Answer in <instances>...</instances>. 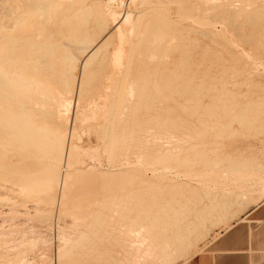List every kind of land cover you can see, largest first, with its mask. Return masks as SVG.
I'll return each instance as SVG.
<instances>
[{
	"label": "rangeland",
	"instance_id": "obj_1",
	"mask_svg": "<svg viewBox=\"0 0 264 264\" xmlns=\"http://www.w3.org/2000/svg\"><path fill=\"white\" fill-rule=\"evenodd\" d=\"M71 3H70V2ZM62 0V1H59V3H58V7H55L54 9H58L59 11L60 10H62V9H66V8H70V7H72V8H74V7H76V6H78V4L79 3H82L83 4V6L82 5H79V6H82V7H84L86 10H90V16L88 17V19H87V29H88V31H89V33H88V35H92L91 36V40H93L92 42H94L95 44H99V43H101V42H103V39H104V42L106 41L107 42V49H105L104 48V50L102 51V53H101V55H100V57H99V59L98 58H96V60L95 59H93V61L91 62V65L89 64L88 66H87V69L86 68H84V65H82L84 62H85V58H86V56H85V58H84V56H82L81 58H80V60H79V65H78V63H77V70L75 69V71L73 70V72H72V74L70 75V78H71V80L73 79V80H75V81H73L74 82V84L72 83L71 85H70V87H71V91H73L72 93V95L70 94V96H72V98L70 97L69 98V100L66 102V103H62V107L60 108V115H59V117L58 118H56L55 116V114L54 115H50V116H48L47 118H46V124L45 125H47V126H52V125H54V124H59V126H60V128H61V130H65V131H68V136H67V139H66V145H67V147L69 146V144L68 143H71V144H75V145H77V147H80V148H77V149H79V150H77L78 151V154L79 155H81V157L78 155V158H76L74 161H72V163L71 164H65V162L67 161V159H66V157L67 156H65V158H64V162L61 164V166H60V171H59V176L61 177V183H62V181L64 180V177L66 176L65 174H67L66 173V171L68 172L69 171V173H71L72 172V170L73 171H75V172H72L73 173V177L75 176V173H81V174H85V178H87L85 181V183H88L87 184V186L89 185V184H93V185H91V187H93V188H95L96 189V187H94L95 185L97 186V187H101L100 189H97V192H95L94 190H92L93 188H91L90 186H89V188H87L85 191H87L88 189L90 190H88V193L87 192H83L82 193V191H84V190H80V184H81V182H78L77 181V179H75L74 180V178H73V180H74V182H72L71 181V183H75V181L76 182H78V185L75 183V185L73 186L71 183H69L70 182V180L69 181H67L66 183H69V186H70V184L72 185V187L70 186H68V184L64 187L63 186V183H62V185L60 184L58 187H57V191H56V195H55V202L52 204V203H47L46 201H43V200H41V202L39 203V205L40 204H42L40 207L41 208H45V211H30V212H28L27 211V214L24 212V211H22V212H24L25 214H23L24 216H21L22 214H20L21 213V211H17V213H15L16 211H10L9 210V208H7V207H9L10 205H9V203L6 201V200H3L5 203H6V205H5V203L4 202H2V199H4V197H6L5 196V194H7V193H11V191L9 190V187L7 188V190H5L4 192L2 191V192H0V196H3V197H1V202L2 203H4V205L1 203V206L3 205V206H6V207H3L2 206V208H1V206H0V208L2 209H0V217L1 216H3V217H1V219H0V221H2V227L4 228V229H2L1 227H0V243L2 244V246H0V264H18V262H19V264H131L133 261H131V260H127L126 259V257H125V255L127 256V258H129L131 255L129 254V253H126V252H130L129 250L131 249L132 250V248H129V247H131V246H129V244H130V242H131V244H134V247H136L137 246V243H134L136 240H137V238H139L138 237V235H137V231L139 230V229H137V228H141V226H143V225H145L146 227H148L149 229H151L150 231H158L159 233H167L168 232V234H170V235H172V236H174V237H176V235H182V236H189L190 238H191V242L187 245V247H186V250H184L182 253H183V256H185L186 258L187 257H191L192 255H194V254H196V253H198V252H200V251H202V245H203V242L204 241H207L209 238H213V239H216L218 236H219V234L218 233H216L217 231H216V229L217 228H224V227H228L227 225H230L231 224V222L234 220V218H235V216L236 215H239L240 213H242L245 209H246V207L248 206V204H249V202H250V200H251V198L252 197H254V199L256 198V197H260L261 196V194H262V191H263V189H264V149L262 148L263 147V145H264V0H207V1H205V0H190V2L188 1V0H186L184 3L183 2H181L182 0H175L176 2H177V4L179 3V4H181V3H183L182 5H178V6H182V8L181 7H179V10H181L180 11V14L179 13H177V11L175 12L174 10H177L178 9V7H177V5H176V2H174V0H169L170 1V3H172V4H169V2H168V4L166 5V1H168V0H156V1H158L160 4L161 3H163V1L165 2L164 4H161V6H162V8H163V6H164V8L167 10V11H165V9H164V11H163V9L162 8H160L161 6H160V4L158 3L157 4V2H155L156 4H154L153 2L155 1V0H148V1H150V3H148L149 4V6L151 5V2H152V7L150 6H147L146 4H143V2H146V1H143L142 2V4L143 5H139V4H141V2H139L140 0H129L130 1V4L129 5H131V6H128L127 4L129 3V1L128 0H115V1H113V0H111L110 2H106V1H109V0H85V3L86 4H84V0ZM87 1H88V3H87ZM134 1V2H133ZM139 2V3H136V2ZM142 1V0H141ZM162 1V2H161ZM180 1V2H179ZM184 1V0H183ZM205 1V2H204ZM61 2V3H60ZM69 2V3H68ZM76 2V4H74ZM91 4H90V3ZM97 4H96V3ZM121 2V3H120ZM128 2V3H127ZM133 2V4H135V5H133V4H131ZM66 3H68V4H66ZM92 3H93V5H92ZM105 3H107V4H105ZM190 3V5H188ZM0 4H2V1L0 0ZM59 4H61V5H59ZM110 4V5H109ZM122 4V5H121ZM174 4V5H173ZM75 5V6H74ZM87 5V6H86ZM88 5H91L90 7H88ZM97 5V6H96ZM119 5H121V6H119ZM136 6L137 7V5H139L137 8H135V7H133V6ZM158 5V6H157ZM172 5V6H171ZM186 7H185V6ZM199 5V6H198ZM94 6H96V8L98 9L97 11H98V13H97V11H95V9L96 8H94ZM100 6V7H99ZM102 6V7H101ZM109 6V7H108ZM140 6H142V7H140ZM145 6V7H144ZM153 6H157L158 8H160V9H162V15H160L161 14V11H160V9H158L157 7L153 10V11H151L152 9L151 8H153ZM165 6H170L169 8L168 7H165ZM176 6V7H175ZM188 6V7H187ZM88 9H87V8ZM112 7V8H111ZM147 7V8H146ZM173 7H175V8H173ZM183 7H185V8H187V9H184ZM215 7V8H214ZM217 7V8H216ZM109 8H111V9H109ZM129 8H132V9H129ZM143 8V9H142ZM172 8V9H171ZM188 8H189V11H188ZM200 8V9H199ZM201 8H202V10H201ZM104 9V10H103ZM134 9V10H133ZM135 9H138V10H135ZM142 9V11H140ZM145 9H149V11H147L148 13H150V14H147V12H146V10ZM158 9V10H157ZM174 9V10H173ZM182 9H183V12H182ZM204 9H205V11H204ZM209 11H208V10ZM212 9V10H211ZM58 10H56L57 12H58ZM93 10V11H92ZM100 10V11H99ZM103 10V11H102ZM109 10V11H108ZM112 10L114 11V12H112ZM129 10V11H128ZM170 11V13L168 14V12ZM191 10V11H190ZM251 10V11H250ZM1 11V10H0ZM95 11V12H94ZM102 11V12H101ZM105 11V12H104ZM107 11V12H106ZM123 12V13H121V17L120 18H118V15H119V13L120 12ZM131 14V13H133L134 11H136V12H134V15H132L133 16V18L132 19H134V20H136L137 19V21H139V23H137V25H139L138 27H139V32H141V30H143L144 31V29L143 28H145V26H147L145 23L146 22H148V20H146V19H151L152 18V21H154V16H156V13L154 14L153 12L154 11H158L157 12V16H156V18H155V21L154 22H152V23H154L153 25L151 24V22L150 23H147L148 25L150 24V26H153L154 28H150V29H155V28H157L158 26H161L160 24L163 22V26H167V25H169L170 23L172 24V26H171V24L169 25V27L167 26V28L169 29H166V27L164 28L163 27V29H164V31L166 32H168L169 31V33L170 32H172V29H173V32L172 33H174V32H176L177 34L175 35V34H171L170 33V35H171V37L172 36H176V38H175V41H174V39L173 40H171V43H168L167 42V40L165 41V43H163V44H161V46L163 45H168L169 44V46H167L168 47V52H166L165 54H167L168 53V55L170 56V57H167V59L169 60H165V63H166V66H164L165 65V63L163 62L164 60H162V57H161V55L160 54H163V51L165 52L166 51V49H167V47L164 49V47H161L160 45H159V47H161V50L159 51L158 50V55H156L157 54V49H160L159 47H155L154 46V48H153V50H155V53H154V56L156 55V56H158L157 57V60H159V61H157L155 58L154 59H150L151 60V62L152 61H154L155 62V60H156V62H160V64L157 66V63H154V62H152L151 63V65H153V66H151V65H149L148 67H149V71H150V75H146V73L147 74H149V71H147V69H148V67H145L146 66V61H147V63H149V61H148V58L147 57H149V58H151L150 56H152V58L154 57L152 54L153 53H151V51L153 52V50H152V48L150 47V48H148V46H150V44L148 43V46H146V45H144L143 47H145V50H143V55L145 54H147L145 57L143 56V59H142V63L143 64H141L142 66L141 67H143V68H141L140 67V75H141V73L143 74V72H145L144 74L146 75H144L145 77H147V78H145L144 77V79H142V84H143V87L141 86L140 88L142 89V88H146V89H142V91H144V92H141V94L140 95H142L141 96V98H139L138 99V97L137 98H135V99H133L134 101L136 100V102H134V101H132L131 102V100H130V98H129V96H127V93H128V91H127V89H124V88H127V84H125V86H124V88H122V91H123V89H124V95H126L127 97H124V99H121L120 101L118 100V101H115V102H118V103H114L113 101H107L108 99L106 98L107 96H105L106 95V93H113V91H111V90H109L108 89V91H107V89L105 88L104 90H106L107 92L106 93H104L105 91L103 90V86H105L104 84H103V86L101 85L104 81L101 79V76L103 75V72H104V70H103V68H104V65L102 64V61L100 60L101 59V56L102 55H104V53H106V50H110V48H113V47H111V46H113V43L117 40V37H116V39H113V38H115V37H113V36H115V35H112V39H111V33L110 32H113L112 34H115L114 32H115V28H116V23L117 22H121V20H122V18L123 17H126V14L128 13V12ZM131 11H133V12H131ZM138 11V12H137ZM151 11V12H150ZM186 11V12H185ZM207 11V13H206V15H205V12ZM211 11V12H210ZM213 11V12H212ZM246 11H248L246 14H249V16L247 15V17H246V14H245V12ZM253 11V13L251 14V12ZM93 12H94V16H95V18L97 19H94V16H93ZM104 12V13H103ZM112 12V15L114 16V14L115 15H117V19H115L116 18V16H114L113 17V20H111V21H116L117 20V22H115V24H114V22H112L111 24H109L111 21H109L110 19H112V18H110V17H112L111 16V14L110 13ZM116 12V13H115ZM165 12V13H164ZM174 12V13H173ZM182 12V13H181ZM203 12V13H202ZM210 12V13H209ZM100 13H101V15H100ZM107 13V14H106ZM118 13V14H117ZM126 13V14H125ZM128 13V14H129ZM138 13L140 14V15H138ZM152 13V14H151ZM176 13H177V15L179 14L180 15V17L181 16H183V15H185L186 16V14L188 15L187 17V19L186 18H183V17H179L178 16V18H177V15H176ZM184 13H186V14H184ZM105 14V15H104ZM129 14V15H130ZM145 14H147V15H145ZM165 14V15H164ZM172 14V15H171ZM181 14H183V15H181ZM191 14V15H190ZM201 14V15H200ZM96 15H97V17H96ZM107 15L109 16V17H107ZM141 16L142 18H140V19H138V18H136V16ZM149 15L151 16V17H149ZM166 15H168V16H166ZM172 17V18H170V16ZM175 15V16H174ZM200 15V16H199ZM202 15H205V16H202ZM207 15H209V16H207ZM255 15V16H254ZM92 16V17H91ZM135 16V17H134ZM153 16V17H152ZM158 16H164V18L163 19H159L158 18ZM166 16V17H165ZM184 16V17H185ZM192 16V17H191ZM201 17V18H199V17ZM91 17V18H90ZM147 17V18H146ZM149 17V18H148ZM175 17V18H174ZM90 18V19H89ZM108 18H109V20H108ZM136 18V19H135ZM145 18V19H144ZM182 18L185 20H182ZM92 19H93V21H92ZM115 19V20H114ZM159 19V20H158ZM164 19H165V21L168 19H172L171 21L169 20H167V22H170L169 24H166L167 22H165L164 23ZM177 19H180V20H177ZM204 19V20H203ZM253 19V20H252ZM92 21L93 22V24L92 23H90V21ZM96 20V21H95ZM226 20H228V21H226ZM102 21V22H101ZM140 21H141V23H140ZM156 21H158V22H156ZM173 21V22H172ZM177 21H178V23L179 24H182V25H180L179 26V24L177 23ZM184 21V22H183ZM208 21H211L210 23H208ZM222 21H225L226 22V25H225V22L224 23H222ZM95 22V23H94ZM134 22H136V21H134ZM160 22V23H159ZM206 22V23H205ZM227 22H228V24H227ZM92 24V25H90V24ZM159 23V25H157L156 26V24H158ZM184 23H185V25H184ZM208 23V24H207ZM114 26H113V25ZM142 24H144V25H142ZM213 24V25H212ZM215 24V25H214ZM90 25V26H89ZM111 25H112V27H111ZM173 25H175L176 26V28L179 26V28L180 27H182V26H184L181 30L180 29H178V30H176L175 29V26H173ZM204 25V27L202 28V26ZM206 25V26H205ZM207 25H209V27L207 26ZM223 25V26H222ZM93 26V27H92ZM109 26V27H108ZM144 26V27H143ZM156 26V27H155ZM185 26L186 27H188L187 29H185ZM210 26H211V28H210ZM213 26H214V28H213ZM243 26V27H242ZM90 27H91V29H90ZM114 27V28H113ZM224 27V28H223ZM226 27V28H225ZM231 28V29H229V31H228V28ZM101 28H102V30H101ZM112 28L114 29L113 31H112ZM140 28H141V30H140ZM172 28V29H171ZM204 28H206L207 29V31H206V29H204ZM232 28L234 29V30H232ZM251 28V29H250ZM92 30V31H95L96 29V31L95 32H97V33H95V32H91L90 30ZM147 28H145V30H146ZM214 29V30H213ZM225 29V30H224ZM263 29V30H262ZM205 30V31H204ZM227 30V31H226ZM235 30H237V31H235ZM243 30V31H242ZM179 31V32H178ZM186 31H187V33H186ZM91 32V33H90ZM189 32V33H188ZM202 32H204V33H202ZM205 32H206V34H205ZM215 34H214V33ZM255 32V33H254ZM96 35H95V34ZM169 33H167V35H169ZM258 33V34H257ZM150 34V33H149ZM181 34H183L182 36H180ZM185 34V35H184ZM188 34V36L186 37V35ZM205 35V36H201V35ZM213 34V35H212ZM218 34H219V38L217 37L218 36ZM94 35H95V38H94ZM137 35H140V34H137ZM141 35H144V33H141ZM145 35H147V36H149L148 35V33L147 34H145ZM189 35H191V36H189ZM209 35V36H208ZM215 35V36H214ZM223 38H222V37ZM263 36V37H262ZM184 37H186V38H184ZM225 37V38H224ZM228 37V38H227ZM173 38V37H172ZM171 38V39H172ZM182 38H184V39H182ZM188 38H189V40H188ZM193 38V39H192ZM197 38V39H196ZM102 39V40H101ZM182 39V40H181ZM187 39V40H186ZM191 39H192V41H191ZM195 39V40H194ZM108 40H110V41H108ZM203 41L202 42V44H201V42H198V41ZM217 40H218V42H220L219 44H217ZM100 41V42H99ZM111 41L113 42V43H111ZM188 41H189V43H188ZM195 41H197V43H194ZM255 41V42H254ZM259 41V42H258ZM105 42V43H106ZM109 42L111 43V45L109 44ZM193 42V43H192ZM177 43V44H176ZM171 44V45H170ZM189 44V45H188ZM196 44H198L197 46H196ZM180 45V46H179ZM181 45H183V46H181ZM187 45V46H186ZM190 45H191V47H190ZM195 45V46H194ZM108 46H110V47H108ZM180 47V49H178L177 47ZM193 46V47H192ZM202 46H204V47H202ZM205 46H206V48H205ZM208 46H209V49H208ZM147 47V48H146ZM170 47V48H169ZM182 47V48H181ZM164 50H163V49ZM177 48L178 50H175V49ZM201 48H203V49H201ZM142 49H144V48H142ZM149 49H151V51H149ZM189 49V50H188ZM187 50L189 51V52H187ZM162 51V52H161ZM172 51V52H171ZM183 51H186L185 53L183 52ZM148 52H150L151 53V55L149 56L148 55ZM149 53V54H150ZM164 55V54H163ZM162 55V56H163ZM168 55H164V56H168ZM163 56V57H164ZM102 58H103V56H102ZM146 58V59H145ZM166 58V57H165ZM164 58V59H165ZM162 61H161V60ZM84 60V61H83ZM143 60H146V61H143ZM178 60H179V62H178ZM97 61H98V63H97ZM173 61V63L174 64H170L171 62ZM183 63H182V62ZM83 62V63H82ZM145 62V63H144ZM163 62V63H162ZM170 62V63H169ZM178 62V63H177ZM82 63V64H81ZM162 63V64H161ZM169 63V64H168ZM179 63L181 64V67H180V65H179ZM186 63V64H185ZM92 64H93V66H92ZM145 64V65H144ZM182 64H184V66L185 67H183L182 66ZM174 65H176V67L174 66ZM188 65V66H187ZM80 66V67H79ZM90 66V67H89ZM102 66H103V68H102ZM171 66V67H170ZM190 66L193 68V70L190 72V70L192 69H188V68H190ZM82 67H83V69H82ZM101 67V68H100ZM153 67H155V68H153ZM161 67V68H160ZM162 67H164L165 69H163ZM179 67V68H178ZM187 67V68H186ZM220 67V68H219ZM158 68V69H157ZM159 68H160V70H159ZM167 68H168V70H167ZM175 68H177V69H175ZM195 68V69H194ZM197 68V69H196ZM81 69H82V71H81ZM146 71H145V70ZM158 71H161V76H160V73H159V71L157 72L156 70ZM173 69V70H172ZM203 70V71H201V70ZM144 70V71H143ZM152 70V71H151ZM163 70H165V71H163ZM176 71L175 73H177L178 72V74L180 75V74H184V76H179V77H181V78H179L178 77V74H175L174 72H172V71ZM183 70H185L184 72H183ZM188 70V71H187ZM200 70V71H199ZM143 71V72H142ZM179 71H180V73H179ZM196 71H198V72H196ZM84 72H86V73H84ZM171 74H173L172 76L170 75V73ZM189 72V73H188ZM193 72H194V74H193ZM196 72V73H195ZM201 72V74L204 76V74H205V76L207 77L206 79L201 75V74H199ZM236 72H238V73H236ZM78 73V74H77ZM81 73H83V74H81ZM168 73H169V76H168ZM204 73V74H203ZM86 74H88V75H86ZM90 74V75H89ZM102 74V75H101ZM158 74V75H157ZM186 74H188V75H186ZM196 74H198V77H197V75ZM217 74V75H216ZM74 75V77H72ZM81 75H82V77H81ZM92 75V76H91ZM95 77H94V76ZM98 75V76H97ZM186 75V76H185ZM190 75V76H189ZM192 75V76H191ZM84 76V77H83ZM87 76V77H86ZM89 76H90V79H88L89 78ZM142 76V75H141ZM151 77V76H153V77H151V78H148V77ZM173 76L175 77L174 79H173ZM188 76V77H187ZM193 76H196V78L194 79H192L191 80V78L193 77ZM200 76V77H199ZM201 76H202V78H204L206 81H203V79L201 78ZM80 77H81V80L82 79H84L85 80V84H87V86H88V83H89V87H90V90H89V87L87 88V86L86 85H84V87H86V88H84L85 89V92L87 93V91H89V95H91V97L89 96L88 97V95L85 93V92H83L82 94L81 93H79V86H78V84L81 82V80H80ZM86 77V78H85ZM162 77L164 78V77H167V78H165V79H163V80H165L166 82H167V80H168V82L166 83L165 81H162L161 79H162ZM170 77V78H169ZM187 77V78H186ZM209 77V78H208ZM231 77V78H230ZM93 78H95V79H93ZM98 80H97V79ZM152 78H154V79H152ZM172 78V79H171ZM177 78V79H176ZM198 78V79H197ZM200 78V79H199ZM86 79H87V81H86ZM145 79L147 80V81H145ZM151 79V80H150ZM171 79V80H170ZM180 79V80H179ZM186 79L188 80V81H186ZM221 79V80H220ZM232 79V80H231ZM88 80H92L91 82V85H90V81H88ZM95 80H96V82H95ZM143 80H144V82H143ZM151 81V82H149V81ZM153 80V81H152ZM159 80H160V82H159ZM177 80V81H176ZM196 80H198V81H196ZM200 80V81H199ZM202 80V81H201ZM156 81V82H155ZM165 82V83H163L162 84V82ZM169 81H170V83H169ZM175 81H176V83H175ZM179 81V82H178ZM183 81H185V82H188V83H184ZM189 81H191V82H189ZM193 81V82H192ZM195 81V82H194ZM225 81V82H224ZM78 82V83H77ZM88 82V83H87ZM102 82V83H101ZM140 82V83H141ZM146 82H149V83H146ZM153 82L155 83V84H153ZM202 82V84H200ZM206 82V83H205ZM100 85H99V84ZM172 83V84H171ZM204 83V84H203ZM210 83V84H209ZM230 83H232V84H230ZM233 83H234V85L235 86H233ZM238 83V84H237ZM142 84H140V85H142ZM145 84V85H144ZM147 84V85H146ZM164 84H166V86L164 85ZM170 84V85H169ZM206 84V85H205ZM215 84V85H214ZM72 85H74V86H72ZM80 85V84H79ZM116 85V84H115ZM114 85V86H115ZM159 85V86H158ZM203 85V86H202ZM226 85V86H225ZM99 86H100V88H99ZM205 86V87H204ZM73 87V88H72ZM116 87V86H115ZM202 88H203V92H202ZM74 89H78L77 91L75 90L74 91ZM114 89V88H113ZM206 91H205V90ZM213 89V90H212ZM178 90H179V92H178ZM229 91V94H228V91ZM101 91V92H100ZM104 91V92H103ZM126 91H127V93H126ZM177 91V92H176ZM222 93H221V92ZM225 91H227V92H225ZM90 92H92L91 94H90ZM97 92V93H96ZM200 92V95L198 96L197 94ZM201 92L203 93V94H201ZM75 93V94H74ZM85 93V94H84ZM99 93V94H98ZM123 93V92H122ZM126 93V94H125ZM220 93H221V95H220ZM78 94H80V95H78ZM102 94V95H101ZM205 94L207 95V96H205ZM82 95H83V97L84 98H82ZM92 95H93V97H92ZM99 96L98 98H96L97 96ZM140 95H139V97H140ZM196 95V97L198 98H196V97H194ZM74 96V97H73ZM87 96V97H86ZM102 96H105V97H103V98H105V100H102L103 98H102ZM223 96V97H222ZM101 97V99H99ZM81 100H80V99ZM86 98V99H85ZM89 98H90V100L92 99V100H94L93 102L92 101H90L89 102ZM94 98V99H93ZM192 98H196V101L194 100V99H192ZM209 98V99H208ZM213 98V99H212ZM76 99V100H75ZM77 99H79L78 101H77ZM84 99H85V102H83L84 101ZM98 100V102H97V100ZM219 99H220V101H222V103L219 101ZM102 100V101H101ZM192 100H194L195 102H193ZM197 100H199V101H197ZM201 100V101H200ZM88 101V102H87ZM95 101L98 103H95ZM103 101H105L106 103L105 104H103ZM140 103H139V102ZM192 101V102H191ZM223 101H224V103H223ZM76 102H78V103H76ZM120 102L123 104V105H125L126 107H125V109L124 108H122V105L120 106ZM124 102V103H123ZM138 102V103H137ZM200 102V103H199ZM71 103V104H70ZM90 103H91V105H90ZM112 103H113V105H114V107H115V105L116 104H118V106L116 105V110H115V108L113 107V106H111L112 105ZM131 103V104H130ZM133 103H135V104H133ZM195 103H197V104H195ZM204 103H206V105L208 106L209 105V109H208V107L207 106H205V104ZM70 106V109L68 108L69 106ZM76 104H78L77 105V108H76ZM84 104V105H83ZM133 104V105H132ZM138 104V105H137ZM77 110L76 112L74 111V108H72V106ZM80 105V106H79ZM88 105H90V106H88ZM99 105V106H98ZM100 105H101V107H108L109 106V109L108 108H105V112L104 113H106L107 111H106V109H108V114L106 115V117L105 116H103V114L102 115H100V112L102 113L103 112V110H104V108H103V110H101L102 108L100 107ZM129 105V106H128ZM135 105V106H134ZM194 105V107H191V106H193ZM199 106V107H201V110H199L200 108H196L197 106ZM68 106V107H67ZM83 106V107H82ZM85 106H87V107H85ZM188 106H189V108H188ZM207 107V109H204L203 107ZM93 107L95 108L94 110H92L93 109ZM101 110H98V108ZM111 107H113L112 109H111ZM124 107V106H123ZM127 107H130V109H131V112H129V111H127L126 112V110L127 109H129V108H127ZM135 107V108H134ZM137 107V108H136ZM141 107V108H140ZM184 107V108H183ZM185 107H187L188 108V110L185 108ZM190 107L192 108V109H190ZM66 108H68V109H66ZM120 108L121 109H123V113H128V114H126L127 116L129 115L130 117H125V118H127V119H125V120H127L126 121V123H124V124H127V122H129L127 125H129L128 127H127V125H125V128L127 127L128 129H126L125 131H127L126 133H127V135L125 134V140L128 138V142L129 143H127V140L126 141H123V142H125V143H120L121 141H118L119 140V138H120V135H118V134H120V125H121V123H122V121L124 120H122L121 122L119 121L118 122V120H119V115H121L120 116V118H123L124 117V114H123V117H122V114H120V112H121V110H120ZM127 108V109H126ZM133 108V109H132ZM218 108V109H217ZM226 108V109H225ZM244 108V109H243ZM84 109H87V110H84ZM129 109V110H130ZM135 109H137L138 111H136V112H133V114H132V111L133 110H135ZM198 110V112H195L194 110ZM203 109V110H202ZM70 110V111H69ZM90 110L92 111V112H96V111H98V114L100 115H98V114H95V112H94V114H95V117H93V113H91L90 112ZM124 110H125V112H124ZM186 110V111H185ZM189 110H193L195 113H193L192 111L190 112ZM64 111V112H63ZM83 111V112H82ZM90 112V113H88V112ZM110 111H111V114H110ZM112 111H113V114H112ZM115 111V112H114ZM120 111V112H119ZM205 111V112H204ZM208 111H210L209 113H208ZM223 111V112H222ZM79 112V115L77 114ZM190 112V113H189ZM242 112V113H241ZM67 113H68V116H67ZM70 113V114H69ZM83 115H85V116H83ZM191 113H193L194 115L196 114L197 115V119L196 120H194L196 117L193 115L192 117H190L189 116V114H191ZM200 113V114H203L204 115V117H205V115H206V120H208V121H205L206 123H210V121H211V119H213L212 121L214 122V123H216V121H217V123H218V125H220L221 126V131H220V126H217V124H214V125H212V121H211V123H210V125L212 126V127H218V128H215V129H213L212 130V127L209 125H207L205 122H201V123H199L198 121H204L205 119H203V115H198V114ZM206 113V114H205ZM208 113V114H207ZM229 113V114H228ZM237 113V114H236ZM73 114V115H72ZM77 116V117H75V115ZM115 114V115H114ZM136 114V115H135ZM188 114V115H187ZM213 114V115H212ZM219 114H220V116H219ZM234 114H236L237 115V117L238 116H242L244 119H242V121H240L241 120V118L240 117H238V118H240V120L239 119H237V117H236V115L235 116H233L232 117V115H234ZM69 115H70V117H69ZM82 117H81V116ZM89 115H90V117H89ZM97 115V116H96ZM110 115H113V116H110ZM53 116V117H52ZM87 116V118H86V120L88 119V123L87 122H83V123H81V125H79L80 124V122L84 119V117H86ZM108 116H110V121H107V119L109 118ZM134 116V117H133ZM213 116V117H212ZM66 117H68V118H66ZM91 117H92V120H91ZM112 117H113V121H112ZM195 117V118H194ZM201 117H202V119L203 120H199V119H201ZM234 117H236V118H234ZM247 117H249V119L247 120L246 118ZM54 118V119H53ZM64 118V119H63ZM71 118V119H70ZM79 118H81L80 120H78ZM95 118V119H94ZM103 118V119H102ZM106 118V119H105ZM131 118V119H130ZM199 118V119H198ZM208 118V119H207ZM209 118H211V119H209ZM228 118V120H227V122L229 123V126H228V123L225 121L226 119ZM231 118H232V120H233V118H234V120L232 121L231 120ZM258 120H257V119ZM59 119V120H58ZM75 119V121H73ZM192 119V120H191ZM230 119V120H229ZM254 119V120H253ZM256 119V120H255ZM50 120H52L51 122H50ZM57 120V121H56ZM61 120V121H60ZM68 120V121H67ZM76 120H78V123H77V121ZM89 120H90V124H89ZM104 120V121H103ZM106 120V121H105ZM116 122H115V121ZM121 120V119H120ZM125 120H124V122H125ZM129 120V121H128ZM135 120V121H134ZM210 120V121H209ZM246 120V122L245 123H247V124H249V122H251L250 123V125H247V124H244V121ZM251 120V121H250ZM261 120H263L262 122H260ZM49 121V122H48ZM66 121L68 122V123H66ZM80 121V122H79ZM84 121V120H83ZM111 121H112V123H111ZM178 121V122H177ZM189 121H195L196 122V125L197 126H195V123L193 124V122L191 123V122H189ZM218 121H220L222 124H219V122ZM230 121V122H229ZM231 121H232V123H231ZM237 121L240 123V124H244L245 126H247V127H245L243 124V126L241 127V126H239L238 124H237ZM249 121V122H248ZM56 122V123H55ZM91 122H93V123H91ZM106 122L108 123V125H106ZM118 122V123H117ZM189 122V123H188ZM254 122V123H253ZM72 123H74V124H72ZM87 123V124H86ZM111 123V124H110ZM114 123L116 124L115 126H114ZM167 123H169V125L171 124V125H173L171 128H169L170 126L169 125H167ZM180 123V124H179ZM191 123V127H193V125L196 127H193V128H191L190 126V128H191V130H192V132L194 133H190L191 132V130L189 131L187 128H189V127H187V125H189ZM198 123V124H197ZM67 124V126H68V128H67V126L65 127V125ZM84 126H86V127H82L83 125ZM100 124L101 125H103L104 127H100ZM133 124V125H132ZM174 124L175 125H177V126H174ZM178 124H179V126H181V127H178ZM193 124V125H192ZM232 126H231V125ZM70 125V126H69ZM78 125V126H77ZM107 126V129H106V126ZM110 125H111V127H110ZM119 125V126H118ZM206 125V126H205ZM237 125V126H236ZM252 125H254V127H252V128H255V129H251V127H250V131H248L249 130V127L248 126H252ZM91 126V127H90ZM118 126V127H117ZM168 126V127H167ZM203 126H205L204 128H201V127ZM207 126L210 128L211 127V130H209L208 129V131L206 130V133L208 132V134H206L205 133V131L203 130V129H205V128H207ZM226 126H227V128H226ZM70 127H73L72 129H70L69 130V128ZM82 127V128H81ZM97 127H99V128H97ZM130 127V128H129ZM197 127L199 128L198 130H197ZM225 127V128H224ZM228 127H229V130H230V133L232 134V136L230 135V133H229V131H228ZM233 127V128H232ZM241 129H243V130H245V131H243V130H241ZM260 127H262L261 129H260ZM50 128V127H49ZM65 128H67V129H65ZM88 128H91V129H88ZM102 128V129H101ZM105 128V129H104ZM109 128H111L112 130H110ZM118 128V129H117ZM145 128L147 129L148 128V130H145ZM236 128V129H235ZM259 128V129H258ZM80 129V130H79ZM84 129V130H83ZM89 130V132H92V133H88V130ZM103 129L106 131L105 132V135H103L104 133V131H103ZM109 129V130H108ZM152 129H154V130H152ZM161 129H163V131H161ZM167 129V130H166ZM219 129V131H220V133L222 134V136L220 135V138H216V137H218L219 135H216L215 133H217L218 131L217 130ZM238 129H239V131H238ZM256 129H257V131H256ZM91 130V131H90ZM93 130V131H92ZM132 130V131H131ZM152 130V131H151ZM197 132H199V134H195V133H197ZM225 130H227L228 132H226ZM237 132H236V131ZM257 132V133H255V131ZM259 130H261V132L259 131ZM75 131H77V134L79 133V135L81 136L83 133V138H82V136L80 137V139H79V135L77 136L76 135V132ZM81 131H82V133H81ZM99 131V132H98ZM119 132L118 134H116V132ZM133 132V133H131V132ZM148 131V132H147ZM158 132L157 133V135H155V136H153L154 134V132ZM161 131V132H160ZM195 131V132H194ZM214 131H217V132H214ZM244 132V133H242V132ZM259 131V132H258ZM70 132L72 133H74L75 135H74V137H71V135H70ZM109 132H111L110 134H109ZM145 132H147V133H145ZM153 132V133H152ZM174 134H173V133ZM202 132H204V134H206L207 135V137H209V139L207 138V137H205V138H203L204 136H206V135H201V134H203ZM213 134H211V133ZM214 132V133H213ZM226 132V133H225ZM241 134H240V133ZM245 132H246V134H245ZM252 132V133H251ZM254 132V133H253ZM85 133H88V134H85ZM131 133V134H130ZM149 133H150V135H149ZM152 133V134H151ZM164 135H163V134ZM192 134V135H195V136H197V137H195V136H187V134ZM225 133V134H224ZM229 135H228V134ZM235 133H238V134H235ZM249 133V134H248ZM250 133L252 134V135H250ZM90 134V135H89ZM129 134V135H128ZM156 134V133H155ZM161 134V136H158V135H160ZM182 134V135H181ZM209 134H211V135H209ZM214 134L216 135V137L214 136ZM224 134V135H223ZM233 134H235L236 135V137L233 135ZM257 134V135H256ZM86 135V136H85ZM109 135H111L110 137L112 138V139H108V138H110L109 137ZM163 135V136H162ZM198 135H201V137H198ZM239 135H241L242 136V138L240 139V137L241 136H239ZM260 135V136H259ZM262 135V136H261ZM69 136L72 138V140H71V138H70V140L71 141H69ZM89 136H91L90 138H88ZM103 136V137H102ZM116 136H118L117 137V141H118V144L117 145H119L120 146V144H124L123 145V149H120V148H118L119 146H116V148H118V149H114L113 148V144H111V143H113L112 141H110L111 143H109V140H113V138H114V140L116 141V139H115V137ZM128 136V137H127ZM131 136V137H130ZM203 136V137H202ZM228 136V137H227ZM231 136V137H230ZM256 136H257V138H256ZM86 137V138H85ZM151 137V138H150ZM160 137H162V139L160 138ZM186 137V138H185ZM192 137H194V138H192ZM213 137H215V138H213ZM221 137H222V139H221ZM225 137H227V139L225 138ZM229 137H230V139H229ZM249 139H247V138ZM249 137H251V138H249ZM255 137V138H254ZM92 138V139H91ZM99 138V139H98ZM100 138H102V140H105V138H106V140H108V141H106L105 140V142L107 143H109L108 144V146H110L111 147V145H112V148L111 149H109V147L107 148V149H105V147H106V143L104 142V141H102V140H100ZM123 138V139H124ZM159 138V139H158ZM163 138H164V140H163ZM183 138H185V139H188V143L186 142V140H183ZM192 138V139H191ZM196 138V139H195ZM233 138V139H232ZM238 138V139H237ZM244 138L246 139V140H244ZM254 138V139H253ZM258 138L260 139V140H258ZM74 139V140H73ZM80 141H79V140ZM88 139V140H87ZM183 141H182V140ZM256 139V140H255ZM79 142H78V141ZM91 141V143H90V141ZM92 140H93V142H92ZM152 140V141H151ZM180 140H181V142H180ZM206 140H208V142H207V144L205 143V141ZM219 140H220V142H219ZM225 140V141H224ZM226 140H227V143H226ZM238 140V141H237ZM251 140V141H250ZM253 140V141H252ZM76 141V142H75ZM87 141V142H86ZM88 141H89V144H87L88 143ZM149 141V142H148ZM152 143H151V142ZM195 141H197V142H195ZM200 141H202V142H200ZM212 141L214 142V144L216 143V141H217V143L215 144V146H214V144H213V146H212V144L210 145L209 143H212ZM224 141V142H223ZM243 141V143H241V142ZM248 141V142H247ZM258 141V142H257ZM105 143L103 146H102V143ZM148 142V143H147ZM185 143V145H184V143ZM192 142H194V143H192ZM218 142H219V144H218ZM254 144H253V143ZM257 143V145H256V143ZM259 142H261V144L259 143ZM81 143V144H80ZM93 143V145H91ZM120 143V144H119ZM146 143V144H145ZM164 143H167L166 145H167V147H169L168 149H169V152L167 151L168 149H167V147H165V144ZM191 143L192 144H195V143H198L199 144V146H200V144H202V143H204L203 144V146L201 145L200 146V148L201 147H205L206 148V150H205V148H201V149H203V150H201L200 148H199V146L197 147L196 145L194 146V145H191ZM224 143V144H223ZM249 143H251V144H249ZM70 144V145H71ZM115 144V143H114ZM129 146V148H124V146ZM129 144V145H128ZM169 144V145H168ZM187 144V145H186ZM188 144H190V146L188 145ZM206 144V145H205ZM209 144V145H208ZM228 144V145H227ZM240 144H242V145H240ZM89 147H88V146ZM116 145V144H115ZM145 145H146V147H145ZM148 145V146H147ZM152 145V146H151ZM156 145H157V147H156ZM159 145V146H158ZM205 145V146H204ZM227 146V148L228 149H232V150H229L228 151V149L224 146L223 148H220L219 146ZM234 145H235V147H234ZM253 145V146H252ZM256 145V146H255ZM93 146V147H92ZM100 146H101V148H100ZM164 148H163V147ZM191 146L192 147H194V149L197 147V148H199L198 150L201 152H199L198 150L197 151H195L194 149H191ZM212 146V147H211ZM219 147V148H217V147ZM221 146V147H222ZM239 146V147H238ZM243 146H246L245 147V149H244V147ZM250 146V147H249ZM81 147L83 148V149H81ZM90 147H91V151H93V153L90 151V153H87L86 152V154H83V150H88V148H89V150H90ZM99 148V154L97 153L96 154V151H97V148ZM155 147V148H154ZM161 147H162V149H161ZM185 147V148H184ZM207 147H210V149L209 148H207ZM233 147H234V149H233ZM253 147V148H252ZM257 147V148H256ZM84 148H86V149H84ZM94 148H95V151H94ZM154 148V149H153ZM157 148H159V150H161V153L162 154H164L165 152V154L167 155V156H165V154L164 155H157V156H159V157H163V158H165V157H174V162L172 161L173 160V158H172V160H171V157H170V164L168 165V163H167V165H168V167L166 166H164L165 164H166V160L165 159H161V160H163L164 162L163 163H161V164H163L162 166L164 167V168H166L165 170H164V168H161L162 166L161 165H159L160 164V161H158V160H155V158H154V155H156L157 154V152L156 153H154L155 151H157L158 149ZM177 148V149H176ZM190 148V149H189ZM213 148V149H212ZM243 148V149H242ZM249 148V149H248ZM251 148V149H250ZM261 148L263 149L262 151H261ZM44 148H42V149H39V151L41 152L39 155H40V157H39V160H38V162H37V164H36V168L37 169H43V167H44V165H45V163L47 162L46 160H47V158L46 157H43V154H45V153H42L44 150L46 151V148L43 150ZM93 149V150H92ZM113 149V150H112ZM119 149H120V151L121 150H123L124 151V149L126 150V151H128L127 149H129V151L128 152H126V151H124V152H126V153H123L122 151H121V154H120V151H119ZM157 149V150H156ZM187 149V152L185 151ZM214 149L215 150H217V149H219V150H217V151H214ZM223 149V150H222ZM12 151L13 150H15V149H11ZM11 150H8V151H6V152H3V150H2V152L4 153H2L1 155H0V158H1V164H0V167L2 168V167H4L5 165V167L4 168H0V176L2 177L1 179L2 180H6V182L5 183H7L8 184V182H9V184L11 183L10 182V179L12 178L10 175H12L9 171H10V169H11V166H12V169L14 170L15 169V167L13 166V164H17L16 163V161L20 158V156H19V152H18V150H15L14 152H13V156H10V155H12V151ZM107 150V151H106ZM109 150H112L113 151V155H112V152L111 151H109ZM174 152H173V151ZM179 150V151H178ZM184 150V151H183ZM189 150V151H188ZM221 150V151H220ZM238 150H240V152H238ZM48 151V150H47ZM46 151V152H47ZM81 151H83V152H81ZM108 151H109V154H111V155H109L108 154ZM115 151H119L118 153L117 152H115ZM162 151H164V153L162 152ZM183 151V152H182ZM193 151L196 153V155L197 156H195L194 155V153H193ZM203 151H204V153H203ZM222 151H223V153H222ZM231 151H233V152H231ZM253 151V152H252ZM8 152V153H7ZM18 152V154H14V153H17ZM111 152V153H110ZM173 152V153H172ZM182 154H181V153ZM185 152V153H184ZM189 152V153H188ZM198 152L200 153V155L198 154ZM213 152H215V153H217V154H215V156L216 157H214V159H213V156H214V153ZM229 155L230 153H232V155H229L230 157V159L227 157L228 155L226 154V153ZM234 152H236V154L234 153ZM255 152V153H254ZM11 153V154H10ZM95 153V156L97 155L99 158H98V161H97V156H96V158L94 157V155H93V158H91V156H92V154H94ZM122 153H123V155H122ZM159 154H160V152H158ZM170 153V154H169ZM193 155H192V154ZM212 153V154H211ZM218 153H219V157L217 156L218 155ZM221 153V154H220ZM237 153H240V154H237ZM250 155H249V154ZM254 153V154H253ZM7 154H8V156H7ZM84 156H83V155ZM89 154V155H88ZM91 154V155H90ZM124 154H125V156H124ZM127 154V155H126ZM169 154V155H168ZM180 154V155H179ZM188 154H190L189 156H187ZM202 154H203V158L201 157L202 156ZM205 154V155H204ZM208 154V155H207ZM224 154V156H221V155H223ZM250 156H248V155ZM4 155V156H3ZM17 155V157L16 158H14L15 156ZM46 155H47V153H46ZM46 155H44V156H46ZM122 157H121V156ZM141 155V156H140ZM178 157H176V156ZM192 155V157L190 158V156ZM199 155V156H198ZM209 155H211V158L210 159H212L211 160V163L214 165H211V164H206V162L207 163H210L209 161H210V159H209ZM226 155V156H225ZM237 156V157H234V156ZM239 155H241V156H239ZM244 156V158H241V157H243ZM1 156H3V159H2V157ZM42 156V157H41ZM108 156H111V157H108ZM180 156H181V158H180ZM206 156V157H205ZM233 156V157H232ZM254 156V157H253ZM5 157H6V159H5ZM10 157V158H9ZM12 157V158H11ZM82 157H83V162H85V164L83 165V162L80 160V158L82 159ZM121 157V158H120ZM176 157V158H175ZM183 157H185V159H192V161H194V160H196V158H197V160L196 161H198V165L196 164V166H200V167H196L194 164L196 163V162H192V161H190V160H188L187 162H183L184 163V165L183 166H181V167H184L185 165V168H180L179 167V165H181L180 163H182L181 161H180V159L182 160H184L185 161V159L183 158ZM196 157V158H195ZM208 157V158H207ZM224 157H226V158H224ZM253 157V158H252ZM256 157V158H255ZM42 158H44V159H42ZM45 158H46V160H45ZM108 158H110V161L108 160ZM124 158H126V160L128 159V161H126ZM141 158H143V159H141ZM217 158H219L220 160H222V162H220V160H218ZM228 158V159H227ZM234 158V159H233ZM252 158V160H250ZM14 159H16V161L14 160ZM120 159V160H119ZM154 159V160H153ZM158 159H160V158H158ZM167 159V158H166ZM177 159V160H176ZM199 159L201 160L202 159V164H201V162L199 161ZM215 159H217V161L215 160ZM232 159V160H231ZM235 159H236V161H235ZM238 159H240L239 161H238ZM243 159V161H242V163H241V160ZM246 159H248V161H244V160H246ZM253 159H255L256 161H254ZM3 160V161H2ZM5 160V161H4ZM9 160H12V162L11 161H9ZM123 161L124 163H120V161ZM127 162V163H125V161ZM168 160V159H167ZM182 160V161H183ZM205 160H206V162H205ZM8 161H9V163H8ZM43 161H45V162H43ZM80 161L82 162V164L80 163ZM146 163H145V162ZM151 161L153 162V167L155 168V170L153 169V167H152V165H149V164H152L151 163ZM154 161H155V163L157 164V162H158V168H159V166H161L159 169H161L162 170V172H168L167 174H168V176L167 175H165V173H160V170H157V165L156 164H154ZM176 161V162H175ZM179 161V162H178ZM204 161V162H203ZM231 161L233 162V165H232V163H231ZM3 162H4V164H3ZM5 162H7L8 163V165H9V167H8V165H7V163L5 164ZM10 162H11V165H10ZM40 162V163H39ZM110 162V163H109ZM162 162V161H161ZM168 162V161H167ZM190 162H191V164L193 165V166H191V164H190ZM220 162V163H219ZM235 162H236V164H235ZM248 162H249V164L251 163V165H253L252 167L250 166H248L249 164H248ZM38 163H39V165H38ZM44 165H43V164ZM174 163V164H173ZM231 164V166H230V164ZM245 164V166H243L244 164ZM261 164V166L263 167V170L262 169H260V172H258V170L259 169H257V167L258 168H261V166H260V164ZM67 165L66 167L67 168H65V165ZM77 164V165H76ZM93 164H96V165H98V166H100V167H96V165H93ZM125 164V165H124ZM149 165V167H151V168H149L150 170H152V173L148 170V165ZM175 164H179V165H175ZM188 164H190V165H188ZM221 164V165H220ZM224 164V165H223ZM248 164V165H247ZM3 165V166H2ZM40 165H42V166H40ZM72 165V166H71ZM76 167H75V166ZM91 165H92V167H91ZM114 165H116V166H114ZM122 165V167H124L123 169L125 170V169H127V170H129V173H130V175L129 174H127V176H129V177H127V178H130V182H129V180H126L125 179V181H126V184H124V185H130V188H129V186L128 187H125V188H123L122 186L120 187L119 186V184H121V183H123V182H121L122 180H124L123 178H125V177H123L122 178V176H125V174L124 175H119V174H114V173H116L117 172V170H119V169H121L119 166H121ZM147 165V166H146ZM174 165H175V167H174ZM206 165H207V168L210 170H208V171H206L207 170V168H206ZM210 165V166H209ZM219 165H220V167H219ZM236 166V168H237V170H236V168H235V170L236 171H233L234 170V168H233V166ZM39 166V167H38ZM71 166V167H70ZM74 166V167H73ZM88 166V167H87ZM93 166H95V168H97L98 170H102V171H104L105 172V170H106V172L107 171H110L111 170V174H108V177H113V176H116V179L115 180H112V178H108V180H109V182L111 181V185H113V187H111V185H106L107 184V182H106V184L104 183V190L102 189L103 188V184H101V183H103V182H105V180L107 179L106 177H104L105 178V180H104V178L102 177L103 175H100V176H97L98 178L97 179H101L100 177H102V179H101V181H103V182H100V180H98L99 182H100V184H96V183H98V181H96L97 179H96V177L94 178L93 176H96V175H98V170L97 169H95V168H93ZM142 166H145V167H147V170H145L146 168L145 167H142ZM156 166V167H155ZM179 167V169H175V168H177V167ZM189 166H191L192 168H193V170H191V167H189ZM227 166V168H228V166L229 167H232L231 169L230 168H225ZM234 166V167H235ZM238 166L240 167V168H238ZM242 166V167H241ZM249 167V168H247V167ZM42 167V168H41ZM69 167V168H68ZM73 167V168H72ZM85 168V170H84V168ZM117 169H116V168ZM174 167V168H173ZM186 167H188L189 169H190V172H189V169L187 170L186 169ZM196 167V168H195ZM202 167V168H201ZM219 167V168H218ZM89 169V172H90V175L88 174V173H86V172H88L87 170ZM93 168L94 170H96L98 173L96 174V172L94 171V170H91V169ZM100 168V169H99ZM144 168V169H143ZM174 170H173V169ZM195 168V169H194ZM206 169L205 171H204V169ZM216 168H218V171H217V169ZM225 169V170H223V169ZM7 169V170H6ZM62 169V170H61ZM68 169H71V170H68ZM78 169V170H77ZM87 169V170H86ZM143 169V171H141ZM170 169H171V172H170ZM215 169V170H214ZM220 169H221V171H220ZM16 170V169H15ZM39 170V171H40ZM83 170V171H82ZM114 170H115V172H114ZM127 170H126V172H127ZM167 170V171H166ZM169 170V171H168ZM185 170V171H184ZM196 170V171H195ZM198 170H201V171H198ZM229 170H230V172H229ZM253 170H255V172L253 171ZM3 171V172H2ZM4 171L6 172L5 174L6 175H3L4 174ZM71 171V172H70ZM86 171V172H85ZM91 171H92V173L94 172L95 174L94 175H92L91 176ZM145 171V172H144ZM146 171H148L147 172V174H146ZM192 171L194 172V173H192ZM212 171V172H211ZM223 171H225V172H228V173H225V172H223ZM252 171L254 172V173H252ZM261 171H262V173H261ZM7 172H8V174H9V176H8V174H7ZM84 172V173H83ZM125 172V173H126ZM140 172H142V175H139V173ZM143 172L145 173V175L147 176H145L144 174H143ZM155 172V173H154ZM179 172V173H178ZM186 172H188L189 173V175L188 176H186L188 173H186ZM199 172H201V173H199ZM221 172V174H219ZM223 172V173H222ZM3 173V174H2ZM40 173H41V171H40ZM65 173V174H64ZM128 173V172H127ZM159 173V174H158ZM177 174V175H175V174ZM184 174V175H181V174ZM199 173V174H198ZM229 173H231V175L229 174ZM232 173H234L233 175H232ZM236 173V174H235ZM244 173V174H243ZM261 173V174H260ZM80 174V176H82ZM88 174V175H87ZM99 174H101V173H99ZM155 174H157L156 176H157V178H154V177H156V176H154ZM163 174L165 175V176H163ZM174 174V175H173ZM223 174H225L224 176H223ZM240 174H242V175H240ZM246 174H248V175H246ZM63 175H64V177H63ZM87 175V176H86ZM150 175V176H149ZM159 175H161V177L159 176ZM169 175H170V177H169ZM173 175V176H172ZM178 175L180 176V177H178ZM202 175V176H201ZM205 176V178H204V176ZM215 175V176H214ZM245 175V176H244ZM260 175V176H259ZM3 176H6V177H3ZM80 176H78V177H80ZM142 176H144V178L142 177ZM150 178H149V177ZM159 176V177H158ZM171 176L172 177H174V178H171ZM181 176L183 177L184 176V179L183 178H181ZM193 176V177H192ZM199 176V177H198ZM201 176V177H200ZM213 176V177H212ZM239 178H238V177ZM8 177V178H7ZM90 177H91V179H90ZM140 177H142V178H140ZM168 177H169V179H168ZM187 177H189L188 179H186ZM194 178V179H192V178ZM198 177V178H197ZM217 177V178H216ZM236 179H235V178ZM241 177V178H240ZM5 178V179H4ZM71 178V179H72ZM75 178H76V176H75ZM92 178H94V180L96 181V182H94V180L92 181ZM147 178H149V179H147ZM159 178H161V180L159 179ZM165 178H167L166 180H164L163 181V179ZM170 178H171V180H170ZM178 178H180V182L179 183H176V182H178L179 181V179ZM209 178V179H208ZM260 178V179H259ZM142 179V180H141ZM155 179H157V180H155ZM178 179V180H177ZM191 179H192V181H191ZM197 179V180H196ZM204 179V180H203ZM220 179V180H219ZM223 179V180H222ZM7 180H9V181H7ZM12 180V179H11ZM87 180H88V182H87ZM90 180V181H89ZM107 180V181H108ZM153 181V183H156L157 184V186H156V184H153L152 183V185L151 184H149V183H151L150 181ZM155 180V181H154ZM172 180H175V181H172ZM183 180V181H182ZM184 180H185V182H184ZM187 180V181H186ZM188 180H190V182L188 181ZM201 180V181H200ZM202 180L204 181V182H202ZM207 180V181H206ZM252 180V181H251ZM80 181V180H79ZM114 181V182H113ZM124 181V182H125ZM127 181L129 182V183H127ZM141 181H145L144 183H142ZM149 181V182H148ZM163 183H162V182ZM167 181V182H166ZM171 181V182H170ZM196 181V182H195ZM197 181H200V182H198V185H197ZM239 181V182H238ZM248 181H250L249 183H248ZM257 181V182H256ZM166 182V183H165ZM172 182H174V183H172ZM182 182V183H181ZM185 184H184V183ZM211 183V185H210V183ZM228 182V183H227ZM240 183L239 185H237V183ZM80 183V184H79ZM94 183H95V185H94ZM115 185H114V184ZM186 183H189V184H186ZM194 183H196V185L194 184ZM206 183V184H205ZM209 183V184H208ZM215 183V184H214ZM243 183V184H242ZM8 184V185H9ZM110 184V183H109ZM143 184V185H142ZM179 184L181 185V184H184V185H182L181 187H179ZM199 184H201V185H199ZM212 184L214 185V187L212 186ZM78 187H77V186ZM86 185V184H85ZM116 185H118V186H116ZM145 185V186H144ZM162 185V186H161ZM176 185V186H175ZM193 185H195V186H193ZM203 185V186H202ZM206 185H210L209 187H206ZM242 185V186H241ZM86 186V187H87ZM106 186H107V188H106ZM110 188H109V187ZM115 186V187H114ZM147 186V187H146ZM148 186L153 190V188H154V191H150L149 190V188H148ZM170 186H172L173 187V189L170 187ZM202 188H201V187ZM220 186V187H219ZM78 189L79 188V192H78V190L76 189V188ZM145 187V188H144ZM157 187V188H156ZM161 187H162V189H161ZM176 187H179L178 188V190H176L177 188ZM221 187H223V188H221ZM73 188H75V190H77V192L76 193H78V194H73V193H71L72 192V190L75 192V190L73 189ZM119 188V192L120 191H122V192H120V194H119V192L117 193L115 190H117ZM127 188H128V190H130V192L127 190ZM158 188H160V190H158ZM170 188V189H169ZM174 188H175V190H174ZM215 188V189H214ZM218 188V189H217ZM65 189L67 190V193L69 192V190H70V193H71V195L68 193L65 197L66 198H63L64 200L66 199H69L68 201H62V194H63V191H65ZM106 189H108V190H106ZM115 189V190H114ZM121 189H124V190H121ZM145 189V191H143ZM212 189V190H211ZM224 191H223V190ZM4 190V189H3ZM115 191V192H113L114 193V195L115 194H117V195H115V196H117L118 198L119 197H121V198H119L118 200L114 197V195H113V193H112V195H113V197H112V201L111 202H113V207L114 208H116V210H114V208H112L111 207V204H109L110 202H109V197H110V195H111V193H110V191ZM127 190V191H126ZM148 190V192H146ZM158 190V191H157ZM172 190H174V192L175 193H173V191ZM217 190V191H216ZM230 190V191H229ZM91 191H93L94 193H97V195H94V193L93 192H91ZM99 191H102L101 193H102V195H100V194H98V192ZM109 193H107V192ZM123 191H124V194H123ZM232 191V192H231ZM246 191V192H245ZM89 192H91V194L93 193V195H91ZM104 192V193H103ZM125 192H126V194H125ZM128 192V193H127ZM142 192H145V194L144 195H146L144 198L141 196V195H143L142 194ZM152 192V193H151ZM159 192V195L158 196H156L155 194L156 193H158ZM172 192V193H171ZM178 192L180 193V194H178ZM80 193H82L83 194V196L80 194ZM87 193V194H86ZM155 193V194H154ZM195 193V194H194ZM209 195H208V194ZM2 194V195H1ZM4 194V195H3ZM8 194V195H9ZM88 194H90L89 195V197H88ZM151 194V196L150 197H152L151 198V200H150V197H149V195ZM152 194H154V195H152ZM171 194H174V197H173V195H171ZM206 194V195H205ZM81 195V196H80ZM85 195V196H84ZM128 195H129V197H128ZM139 195V196H138ZM143 195V196H144ZM171 195V196H170ZM180 195V196H179ZM59 196H60V198H59ZM153 196H154V198H153ZM159 196H160V198H159ZM182 196V197H181ZM241 196V197H240ZM243 196V197H242ZM74 197V198H73ZM101 197H102V199H101ZM177 197V198H176ZM184 197V198H183ZM115 198V199H114ZM132 200H131V199ZM139 198V199H138ZM166 198V199H165ZM208 198V199H207ZM99 199H100V201H99ZM113 199H114V201H113ZM120 199H122V202L120 201V203L119 204H121V205H119L118 204V202H119V200ZM137 199H138V201H137ZM146 199V200H145ZM149 199V200H148ZM153 199V200H152ZM210 199V200H209ZM127 200V201H126ZM143 200V202H141ZM214 200V201H213ZM70 201V202H69ZM74 201L76 202V203H74ZM99 201V202H98ZM118 201V202H117ZM136 201H137V203H136ZM149 201V202H148ZM151 201H153V202H151ZM166 201V202H165ZM169 201V202H168ZM190 201V202H189ZM106 202V203H105ZM107 202H109V203H107ZM117 202V203H116ZM129 202H132L129 206H126V205H128V203ZM156 202V203H155ZM176 202V203H175ZM245 202V203H244ZM47 203V204H46ZM56 203V204H55ZM70 203V204H69ZM114 203H116L117 205H116V207H115V204ZM123 203V204H122ZM125 203H127V204H125ZM212 203V204H211ZM59 204L61 205V207H63V208H65L66 207V205H67V207L70 209V210H73L74 212L75 211H77V214H76V212H75V214H73L72 212V214H70V210L69 209H63V208H61V207H59ZM88 204V205H87ZM104 204H106V206H103ZM158 204H159V206L160 207H162L161 209H163V210H161L160 209V207L158 206ZM162 204V205H161ZM8 205V206H7ZM49 205V206H48ZM62 205H64V206H62ZM82 205V206H81ZM110 205V206H109ZM148 205V206H147ZM179 205V206H178ZM212 205H214V207L212 206ZM51 206L53 207V206H55V208L53 207V209L54 210H51L52 208H51ZM89 206V207H88ZM108 206H109V208L111 209L110 211H108L109 210V208H108ZM117 206H119L118 208H119V210H118V208H117ZM235 206H237V208H238V211H237V213L234 215L233 213H235L234 211H233V209L235 208ZM46 207H47V209L48 210H46ZM49 207V208H48ZM66 207V208H67ZM128 207V208H127ZM137 207V208H136ZM58 208H60V209H58ZM74 208V209H73ZM81 208V209H80ZM83 208H86V209H92L91 211L89 210V211H86V209L84 210ZM101 208V210L99 211V209ZM166 208V209H165ZM4 209H5V212H4ZM8 209V210H7ZM103 209V210H102ZM108 209V210H107ZM127 209V210H126ZM173 209H176V210H174L173 211ZM209 209H211L210 211H209ZM81 210V211H80ZM83 210V211H82ZM98 210V211H97ZM106 210V211H105ZM2 211V212H1ZM6 211H9V213L8 212H6ZM54 211V212H53ZM69 211V212H68ZM128 212V213H126V212ZM208 211V212H207ZM3 212L5 213V214H3ZM10 212H12V214L10 213ZM18 212H20V213H18ZM35 212V213H34ZM103 213V215H101L102 213ZM116 212V213H115ZM122 212V213H121ZM193 212V213H192ZM3 215H2V214ZM14 213V214H13ZM33 213V214H32ZM41 213V214H40ZM44 213H45V215L47 214L48 216L46 217V218H41L43 215H44ZM101 213V214H100ZM175 213H177V214H175ZM10 216H9V215ZM20 214V215H19ZM29 214H31V215H29ZM36 216H35V215ZM43 214V215H42ZM50 214V215H49ZM65 214H66V216H65ZM69 214V215H68ZM113 214V217H117L116 219L115 218H112V215ZM114 214H116V215H114ZM127 214V215H126ZM130 214H132L131 216H129ZM219 214V215H218ZM233 214V215H232ZM5 215H7V216H5ZM44 215V216H45ZM57 215V216H56ZM68 215V216H67ZM123 216V218H122V216ZM195 215V216H194ZM41 216V217H40ZM77 216V217H76ZM215 216V217H214ZM7 217V218H6ZM59 217V218H58ZM97 217V218H96ZM102 217V218H101ZM105 217V218H104ZM129 217H131V219L129 218ZM148 217V218H147ZM220 217V218H219ZM58 218V219H57ZM95 218L97 219L96 221H95ZM98 218H100V220L102 221V222H104V223H102V222H100V220L98 221ZM206 218V219H205ZM230 218V219H229ZM5 219V220H4ZM6 219H8L7 221H6ZM104 219V220H103ZM225 219V220H224ZM3 220H4V222H6V224L5 223H3ZM58 220H60V221H58ZM122 220V221H121ZM124 220H125V222H126V224L128 223V227H129V230H126V229H128V227H127V225H125L124 227L126 228V229H124V227L122 228V226L124 225ZM134 220V223L132 224V221ZM215 220H217V221H215ZM220 220L222 221V222H224V223H221L220 222ZM10 221H12V222H10ZM14 221V222H13ZM23 221V222H22ZM29 221V222H28ZM98 221V222H97ZM149 221V222H148ZM225 221H226V223H225ZM9 222V223H8ZM186 222H188V223H186ZM97 223H99V224H96ZM3 224H4V226H3ZM11 224H12V226H11ZM101 224V225H100ZM164 224V225H163ZM174 224H175V226H174ZM180 226H179V225ZM184 224H186V225H183ZM194 224H195V226H194ZM18 225H19V227H18ZM98 225H99V227H98ZM129 225H131V226H129ZM136 225V226H135ZM182 225V226H181ZM190 225V226H189ZM218 225V226H217ZM7 226V227H6ZM9 226H11V227H13V228H9ZM15 226V227H14ZM177 226H179V228L177 227ZM186 226V227H185ZM60 227V228H59ZM135 227H137V228H135ZM182 227V229H180ZM196 227V228H195ZM25 228V229H24ZM137 229V231L135 230V235L134 234H132V237L131 236H127V232H129L130 231V229ZM183 228H184V230H183ZM190 230H189V229ZM10 229V230H9ZM22 229V230H21ZM24 229V230H23ZM46 229V230H45ZM58 229H60V230H58ZM114 229V230H113ZM124 229V230H123ZM195 229H196V231H195ZM204 229V230H203ZM4 230H7V232H5ZM12 230V233L10 232ZM15 230V231H14ZM20 230V231H19ZM126 230V231H125ZM141 230H142V228H141ZM183 230V231H182ZM187 230V231H186ZM193 230H194V232H195V236H197V237H195V236H193L194 235V232H193ZM24 231V232H23ZM59 231V232H58ZM118 231H121V233H124V232H126V233H124V235H125V238H124V235H120L119 233H118ZM162 231V232H161ZM165 231V232H164ZM15 232V233H14ZM115 232L117 233V234H115ZM130 232H133L134 233V231L133 230H131ZM129 232V233H130ZM178 232V233H177ZM5 233H6V236H5ZM185 233V234H184ZM192 233V234H191ZM197 233V234H196ZM207 233V234H206ZM3 234V235H2ZM8 234L10 235V236H8ZM205 234V235H204ZM22 235V236H21ZM114 235V236H113ZM118 235V236H117ZM129 235H131V233L129 234ZM137 235V236H136ZM150 235V234H149ZM199 235V236H198ZM59 236V237H58ZM95 236V237H94ZM120 236H121V238H124V239H121V240H123V241H121V240H119L120 239ZM123 236V237H122ZM126 236H127V238H126ZM134 236L136 237V238H134ZM202 236V237H201ZM10 237V238H9ZM16 237V238H15ZM98 237V238H97ZM194 237V238H193ZM201 237V238H200ZM9 238V239H8ZM60 238V239H59ZM73 238V239H72ZM130 238H132L131 240H130ZM98 239V240H97ZM109 239V240H108ZM127 239H129L130 240V242H127V241H129V240H127ZM134 239H135V241H134ZM3 240H7L6 241V243H4L3 242ZM20 240V241H19ZM118 241L119 240V243L118 242H116V243H114L115 241ZM11 241V242H10ZM108 241V242H107ZM111 241V242H110ZM114 241V242H113ZM133 241V242H132ZM7 242H9V243H7ZM26 242V243H25ZM197 242V243H196ZM22 243V244H21ZM102 243H103V245H102ZM111 243H113L112 244V246H114L113 248L112 247H110L111 246ZM117 243H118V245H117ZM178 243H181V241H179ZM95 244V245H94ZM108 246H107V245ZM115 244V245H114ZM121 244V245H120ZM124 244H128V246H124ZM136 244V245H135ZM3 245H4V248H3ZM7 245V247L5 248V246ZM60 245V246H59ZM68 245V246H67ZM83 245V246H82ZM85 245V246H84ZM106 245V246H105ZM122 245H123V247H122ZM72 246V247H71ZM100 246V247H99ZM103 246V247H102ZM121 246L122 247V249H121V247L119 248V247ZM10 247L12 248V249H10ZM59 247V248H58ZM65 247V248H64ZM75 247V248H74ZM129 249H127V248ZM133 247V246H132ZM64 248V249H63ZM69 248V249H68ZM74 248V249H73ZM81 248V249H80ZM103 248V249H102ZM127 249V250H124V249ZM4 250V252H3V250ZM8 249H10V250H8ZM60 249H62L63 251H62V253H64V254H61L60 252H61V250ZM83 249V250H82ZM122 250L121 252H120V254H119V250ZM134 249V248H133ZM14 250V251H13ZM60 252H59V251ZM66 250V251H65ZM135 250V249H134ZM131 251L130 253H132V252H135V251ZM137 250V249H136ZM5 251H7V253H8V255H6V256H4L5 254H7ZM8 251H10V252H8ZM68 251L69 252H71V253H68ZM74 251V252H73ZM79 251V252H78ZM101 251H103V252H101ZM111 251H115V253L113 252L112 253V255L113 256H111V255H109L108 253H111ZM123 251H125V253H123ZM2 252V253H1ZM59 252V253H58ZM76 252V253H75ZM86 252V253H85ZM96 252L97 253H100L101 254V256H100V254H96ZM108 252V253H107ZM118 252V253H117ZM4 253V254H3ZM24 253V254H23ZM66 253L68 254V256L66 255ZM84 253V254H83ZM102 253H104V256L105 257H103V254ZM119 254V255H114V254ZM136 253V252H135ZM181 253V254H182ZM185 253H187V254H185ZM11 254H13L12 256H14V257H12L11 256ZM61 254V255H60ZM76 254V256H73V255H75ZM190 254H192L191 256H190ZM66 257H65V256ZM70 255H71V257H70ZM97 255V256H96ZM19 256V257H18ZM112 258H111V257ZM119 256V257H118ZM121 256V257H120ZM183 256H180V258L178 259V258H176L175 260H174V262H171V263H169V262H164V263H166V264H182V263H184V262H186L188 259H185V257H183ZM8 257V258H7ZM25 257V258H24ZM62 257V258H61ZM98 257V258H97ZM110 257V258H109ZM114 257V258H113ZM122 257H123V259H122ZM132 258L134 257V255L132 254V256H131ZM16 258V259H15ZM20 258H21V260H23L22 258H24V260H23V262H21V260H20ZM99 259V260H97V259ZM101 258V259H100ZM134 258H136V254H135V257ZM10 259V260H9ZM11 259H12V262H11ZM126 259V260H125ZM137 259V258H136ZM185 259V260H184ZM101 260V261H100ZM119 260L121 261V262H119ZM134 260V259H133ZM24 261H26L25 263H24ZM105 261V262H104ZM107 261H109V263L107 262ZM111 261V262H110ZM128 261V262H127ZM129 261H130V263H129ZM14 262V263H13ZM134 262H136V260L134 261ZM132 264H137V263H132ZM151 264V263H150ZM152 264H154V263H152ZM157 264H162V263H157Z\"/></svg>",
	"mask_w": 264,
	"mask_h": 264
},
{
	"label": "bare ground",
	"instance_id": "obj_2",
	"mask_svg": "<svg viewBox=\"0 0 264 264\" xmlns=\"http://www.w3.org/2000/svg\"><path fill=\"white\" fill-rule=\"evenodd\" d=\"M2 1V4H0V155L3 153V152H6V151H8V150H11V149H15V150H18V152H19V156H20V158L16 161V159H14L15 161H16V165L15 164H13V166L15 167V169L13 170L12 169V166H11V169H10V173L12 174V175H10L12 178V180L10 179V184H9V182H8V184L7 183H5L6 182V180H2L1 178V176H0V192H4L5 190H7V188L9 187V190L11 191V193L9 194V193H7V194H5V196L6 197H4V199H2V202H4L3 200H6L8 203H9V207H7V208H9V210L10 211H16L15 213H17V211H26L25 213L27 214V211L28 212H30V211H45V208L43 209V208H41L40 206L42 205V204H40L39 205V203L41 202V200H43V201H46L47 203H54L55 202V195L58 193H56V191H57V187L61 184L62 185V183H63V186L65 187L67 184H68V186H69V183H71V181L73 180V178H74V180L75 179H77V181L78 182H81V184H80V190L82 191V190H84V191H82V193L83 192H87L88 193V190L87 191H85L87 188H89V186L91 187V185H93V184H89L88 186H87V184L88 183H85L86 181V179L87 178H85V174L83 175V174H81V173H75V176H76V178H75V176L73 177L72 175H73V173L72 172H75V171H73L72 170V172L71 173H69V171L67 172L66 171V173L67 174H65L66 176L64 177V175H63V177H64V180L62 181V183H61V177L59 176V169H60V166H61V164L67 159V161L65 162V164L67 163V164H71L72 163V161H74L76 158H78V151L77 150H79V149H77V148H80V147H77V145H75V144H71V143H68L69 144V146L67 147V145H66V139H67V136H68V131H65V130H61V128H60V126H59V124L57 123V124H54V125H50V126H47V125H45L46 124V118L48 117V116H50V115H56L55 117L56 118H58L59 117V115H60V108L62 107L61 105H62V103H66L68 100H69V98L71 97L72 98V96H70V94L72 95L73 93V91H71V87H70V85L73 83L74 84V82L73 81H75V80H71V78H70V75L72 74V72H73V70L75 71V69L77 68V63L79 62V60H80V58L82 57V56H84V58H85V56H86V58H85V62L82 64V65H84V68H86L87 69V66L90 64L91 65V62L93 61V59H95L96 60V58H98L99 59V57H100V55H101V53H102V51L104 50V48L105 49H107V42L105 43L104 42V39H103V42H101V43H99V44H95L94 42H92L93 40H91V34L90 35H88V33H89V31H88V29H87V19H88V17L90 16V10L88 9V10H86L84 7H82L83 6V4L82 3H79L78 4V6H76V7H74V8H72V7H70V8H66V9H62V10H58V9H54L55 7H58V3H59V1H62V0H1ZM69 1V0H68ZM78 1V0H77ZM111 0H109V1H106V2H110ZM113 1H115V0H113ZM120 1V0H119ZM129 1V0H128ZM143 1H146V2H143ZM166 1V0H165ZM177 1V0H176ZM175 0H174V2H176ZM186 0H182L181 2H185ZM189 2H190V0H188ZM205 1H207V0H205ZM204 1V2H205ZM70 2V1H69ZM68 2V3H69ZM134 2V1H133ZM133 2L131 3V4H133ZM136 2V1H135ZM139 2H141V4H139V5H143V4H148V3H150V1H148V0H140ZM139 2H136V3H139ZM142 2H143V4H142ZM148 2V3H147ZM155 2H157V4L159 3L158 1H154L153 3L154 4H156ZM162 2V1H161ZM167 3H166V5L168 4V2H169V4H172V3H170V1L168 0V1H166ZM180 2V1H179ZM61 3V2H60ZM68 3H66V4H68ZM71 3V2H70ZM87 3H88V1H87ZM90 3V2H89ZM96 3V2H95ZM121 3V2H120ZM128 3V2H127ZM165 2L163 1V3H161V4H164ZM183 3H181V4H177V2H176V5H177V7H178V9L177 10H174L175 12L177 11V13H179L180 14V11L181 10H179V7H181L182 8V4ZM74 4H76V2L74 3ZM84 4H86L85 3V0H84ZM91 4V3H90ZM97 4V3H96ZM105 4H107V3H105ZM130 4V1H129V3L127 4L128 6H131V5H129ZM160 4V3H159ZM161 4H160V6H161ZM59 5H61V4H59ZM69 5V4H68ZM79 5H82V6H79ZM92 5H93V3H92ZM110 5V4H109ZM122 5V4H121ZM121 5H119V6H121ZM133 5H135V4H133ZM132 5V6H133ZM139 5H137V7L139 6ZM151 5H152V2H151ZM150 5V6H151ZM174 5V4H173ZM178 5H182V6H178ZM188 5H190V3L188 4ZM75 6V5H74ZM87 6V5H86ZM91 5H88V7H90ZM97 6V5H96ZM96 6H94V8H96ZM147 6H149V4L147 5ZM149 6V7H150ZM158 6V5H157ZM156 6V7H157ZM172 6V5H171ZM185 6V5H184ZM199 6V5H198ZM100 7V6H99ZM102 7V6H101ZM109 7V6H108ZM133 7H135V8H137L136 6H133ZM140 7H142V6H140ZM145 7V6H144ZM152 7V6H151ZM155 6H153V8H151L152 10L151 11H153L155 8H154ZM165 7H168V6H165ZM170 7V6H169ZM168 7V8H169ZM176 7V6H175ZM175 7H173V8H175ZM186 7V6H185ZM185 7H183L184 9H187V8H185ZM188 7V6H187ZM98 8V7H97ZM95 9V11H97L98 9ZM112 8V7H111ZM111 8H109V9H111ZM147 8V7H146ZM158 8V7H157ZM160 8H162V6L160 7ZM160 8H158V9H160ZM163 8H164V6H163ZM162 8V9H163ZM215 8V7H214ZM217 8V7H216ZM129 9H132V8H129ZM143 9V8H142ZM142 9L140 10V11H142ZM157 9V10H158ZM162 9H160V11H161V14L160 15H162L163 13H162ZM165 9V8H164ZM164 9H163V11H164ZM172 9V8H171ZM176 9V8H175ZM200 9V8H199ZM56 10H58V12L56 11ZM104 10V9H103ZM102 10V11H103ZM134 10V9H133ZM135 10H138V9H135ZM146 10V12L147 11H149V9L147 10V9H145ZM201 10H202V8H201ZM208 10V9H207ZM212 10V9H211ZM93 11V10H92ZM94 11V12H95ZM100 11V10H99ZM101 11V12H102ZM109 11V10H108ZM129 11V10H128ZM127 11V12H128ZM150 11V12H151ZM165 11H167L166 9H165ZM169 11V10H168ZM188 11H189V8H188ZM191 11V10H190ZM203 11V10H202ZM204 11H205V9H204ZM209 11V10H208ZM251 11V10H250ZM94 12H93V16L95 15L94 14ZM105 12V11H104ZM103 12V13H104ZM107 12V11H106ZM112 12H114L113 10H112ZM112 12L110 13L111 14V16L112 17H110V18H112V19H110L109 20V18H108V20L109 21H111V20H113V17L114 16H116V18L115 19H117V15H115L114 14V16L112 15ZM131 12H133V11H131ZM134 12H136V11H134ZM134 12L133 13H131L132 15H134ZM138 12V11H137ZM158 12V11H157ZM157 12L156 11H154L153 13L155 14L156 13V16L158 15L157 14ZM182 12H183V9H182ZM181 12V13H182ZM186 12V11H185ZM211 12V11H210ZM209 12V13H210ZM213 12V11H212ZM248 11H246L245 12V14L247 13ZM97 13H98V11H97ZM116 13V12H115ZM121 13H123L122 11L119 13V15H118V18H120L121 17ZM129 13V12H128ZM126 14V17H123L122 18V20H121V22H117V20L116 21H111L109 24H111L112 22H114V24H115V22H117L116 23V30H115V34H112L113 32H110L111 33V39L113 38V37H115V38H113V39H116V37H117V40L113 43L112 41H111V43H113V46H111V47H113V48H110V50L108 49V50H106V53H104V55H102L103 56V58H102V56H101V61H102V64L104 65V68H103V66H102V68H103V70H104V72H103V75L101 76V79L104 81L101 85L103 86V84L105 85V86H103V90L106 88L107 89V91H108V89L109 90H111V91H113V93H106L107 91L106 90H104L103 92L104 93H106V95L105 96H107L106 98L108 99L107 101H113L114 103H118V102H115V101H120L121 99H124V97H127V96H129V98H130V100H131V102L132 101H134L133 99H135V98H137L138 97V99L139 98H141V96L142 95H140L141 94V92H144V91H142V89H146V88H140L141 86L143 87V84H142V79H144V77L146 76V75H150V69H149V65H151V63L152 62H154V61H152L151 62V60L152 59H154L155 57V59L157 60V57L158 56H156V55H158V50L160 51L161 50V47H164V49L167 47V46H169V44L166 46V45H162L161 46V44H163V43H165V41L167 40V42L168 43H171V40H173L174 39V41H175V38H176V36H172L171 37V35H170V33L173 35V34H177L176 32H174V33H172L173 32V29H172V32H170L169 33V31L167 32H165L164 31V29H163V27L165 28L166 27V29H168L167 28V26L169 27V25L171 24L170 22H167V20L165 21V19H164V23L165 22H167L166 24H169V25H167V26H163L164 24H163V22L160 24L161 26H158L157 28H155V29H150L151 27L152 28H154L153 26H150V24L148 25L147 23H150L151 21H152V18L151 19H146V20H148V22H146L145 24L147 25V26H145L144 24H142V25H144L145 26V28H147L146 30H145V28H143L144 29V31L143 30H141V28H140V30H141V32H139V25H137V23H139V21H137V19L136 18H138V19H140V18H142L141 16L139 17L138 15H140L139 13H138V15L136 16V20H134V19H132L133 18V16L130 14ZM165 13V12H164ZM170 13V11L168 12V14ZM174 13V12H173ZM177 13H176V15H177ZM203 13V12H202ZM206 13H207V11L205 12V15H206ZM249 13V12H248ZM253 13V11L251 12V14ZM107 14V13H106ZM118 14V13H117ZM147 14H150V13H148L147 12ZM147 14H145V15H147ZM152 14V13H151ZM177 15V18H178V16L180 17V15ZM184 14H186V13H184ZM208 14V13H207ZM100 15H101V13H100ZM105 15V14H104ZM165 15V14H164ZM172 15V14H171ZM181 15H183V14H181ZM189 15V14H188ZM187 14H186V16L185 15H183V16H181V17H183V18H188L187 16H188ZM191 15V14H190ZM201 15V14H200ZM199 15V16H200ZM205 15H202V16H205ZM247 15L249 16V14H246V17H247ZM102 16V15H101ZM110 16V15H109ZM108 15H107V17H109ZM156 16H152L153 18H154V21H155V18H156ZM166 16H168V15H166ZM165 16V17H166ZM170 16V15H169ZM175 16V15H174ZM185 16V17H184ZM198 16V17H199ZM207 16H209V15H207ZM255 16V15H254ZM92 17V16H91ZM90 17V18H91ZM96 17H97V15H96ZM132 17V18H131ZM135 17V16H134ZM149 17H151L150 15H149ZM148 17V18H149ZM180 17V18H181ZM192 17V16H191ZM89 18V19H90ZM147 18V17H146ZM158 18L160 19H163L164 18V16H158ZM170 18H172L171 16H170ZM175 18V17H174ZM182 18V20H184ZM199 18H201V17H199ZM94 19H96L95 18V16H94ZM114 19V20H115ZM145 19V18H144ZM158 19V20H159ZM97 20V19H96ZM95 20V21H96ZM170 20V19H169ZM168 20V21H169ZM172 20V19H171ZM170 20V21H171ZM177 20H180V19H177ZM204 20V19H203ZM253 20V19H252ZM90 21V20H89ZM92 21H93V19H92ZM92 21H90V23H92L93 24V22ZM134 21H136V22H134ZM150 21V22H149ZM154 21H152V22H154ZM185 21V20H184ZM183 21V22H184ZM226 21H228V20H226ZM102 22V21H101ZM151 22V24L153 25L154 23H152ZM156 22H158V21H156ZM173 22V21H172ZM211 21H208V23H210ZM225 21H222V23H224ZM89 23V24H90ZM95 23V22H94ZM140 23H141V21H140ZM160 23V22H159ZM159 23L158 24H156V26L157 25H159ZM177 23H178V21H177ZM206 23V22H205ZM207 23V24H208ZM92 24H90V25H92ZM163 24V25H162ZM179 24V23H178ZM227 24H228V22H227ZM89 25V26H90ZM94 25V24H93ZM113 25V24H112ZM112 25H111V27H112ZM155 25V24H154ZM180 25H182V24H179V26ZM184 25H185V23H184ZM213 25V24H212ZM215 25V24H214ZM225 25H226V22H225ZM114 26V25H113ZM143 26V27H144ZM155 26V27H156ZM171 26H172V24H171ZM173 26H175V25H173ZM179 26L177 27L178 29H182L184 26H182V27H180L179 28ZM206 26V25H205ZM208 27H209V25H207ZM223 26V25H222ZM93 27V26H92ZM109 27V26H108ZM204 27V25L202 26V28ZM243 27V26H242ZM114 28V27H113ZM112 28V31L114 30ZM176 28V26H175V29L176 30H178ZM188 27H186L185 26V29H187ZM210 28H211V26H210ZM213 28H214V26H213ZM224 28V27H223ZM226 28V27H225ZM228 28V27H227ZM264 28V27H263ZM90 29H91V27H90ZM89 29V30H90ZM170 29V28H169ZM168 29V30H169ZM204 29H206V28H204ZM212 29V28H211ZM229 29H231V28H228V31H229ZM251 29V28H250ZM97 30V29H96ZM95 30V31H96ZM101 30H102V28H101ZM214 30V29H213ZM225 30V29H224ZM232 30H234L233 28H232ZM263 30V29H262ZM92 33L93 32H95V31H92V30H90ZM205 31V30H204ZM206 31H207V29H206ZM227 31V30H226ZM235 31H237V30H235ZM243 31V30H242ZM90 32V33H91ZM98 32V31H97ZM97 32H95V33H97ZM179 32V31H178ZM94 33V34H95ZM141 33H144V35H141ZM148 33V35L149 36H147V35H145V34H147ZM150 33V34H149ZM167 33H169V35H167ZM186 33H187V31H186ZM189 33V32H188ZM202 33H204V32H202ZM214 33V32H213ZM255 33V32H254ZM137 34H140V35H137ZM205 34H206V32H205ZM215 34V33H214ZM258 34V33H257ZM96 35V34H95ZM95 35H94V38H95ZM112 35H115V36H113L112 37ZM183 34H181L180 36H182ZM185 35V34H184ZM201 35V34H200ZM213 35V34H212ZM188 36V34L186 35V37ZM189 36H191V35H189ZM201 36H205V35H201ZM209 36V35H208ZM215 36V35H214ZM175 37V38H174ZM183 37V36H182ZM186 37H184V38H186ZM218 38L220 37L219 36V34H218V36H217ZM222 37V36H221ZM263 37V36H262ZM172 38V39H171ZM184 38H182V39H184ZM223 38V37H222ZM225 38V37H224ZM228 38V37H227ZM264 38V37H263ZM112 39V40H113ZM181 39V40H182ZM193 39V38H192ZM192 39H191V41H192ZM197 39V38H196ZM102 40V39H101ZM187 40V39H186ZM188 40H189V38H188ZM195 40V39H194ZM108 41H110V40H108ZM198 41V40H197ZM197 41H195L194 43H197ZM100 42V41H99ZM147 44H145V43ZM198 42H201V41H198ZM203 42V41H202ZM202 42H201V44H202ZM255 42V41H254ZM259 42V41H258ZM111 43L109 42V44L111 45ZM148 43L150 44V46H148ZM188 43H189V41H188ZM193 43V42H192ZM220 42H218V40H217V44H219ZM177 44V43H176ZM144 45H146V46H148V48H150L151 46L154 48V46L155 47H159V45L161 46V47H159L160 49H157V54L154 56V53H155V50H153V48H152V50H153V52L151 51V49H149V51H151V53H153L152 55L154 56L153 58H152V56H150L151 55V53L150 52H148V55L151 57V58H149V57H147L148 58V61H149V63H147V61L146 60H143V61H146V66L145 67H148V69H147V71H149V74H147L146 73V75L144 74L145 72H143V74L145 75H143L142 73H141V75H140V67L142 66L141 64H143L142 63V59H143V56L145 57L146 55L144 54L143 55V50H145V47H143ZM171 45V44H170ZM189 45V44H188ZM198 44H196V46H197ZM166 46V47H165ZM180 46V45H179ZM177 47L178 49H180V47ZM181 46H183V45H181ZM187 46V45H186ZM195 46V45H194ZM199 46V45H198ZM108 47H110V46H108ZM190 47H191V45H190ZM193 47V46H192ZM202 47H204V46H202ZM142 48H144V49H142ZM147 48V47H146ZM170 48V47H169ZM175 49V50H178V49ZM182 48V47H181ZM205 48H206V46H205ZM163 49V48H162ZM163 49V50H164ZM201 49H203V48H201ZM208 49H209V46H208ZM189 50V49H188ZM187 50V52H189ZM105 51V50H104ZM162 52V51H161ZM166 52H168V47H167V49H166V51L164 52L163 51V54L164 55H168V53L167 54H165ZM172 52V51H171ZM184 53L186 52V51H183ZM150 53V54H149ZM163 54H160L161 55V57H162V60H164L163 62L165 63V60L167 59V57H170L169 55L168 56H164ZM164 57H163V56ZM166 57V58H165ZM165 58V59H164ZM82 59V58H81ZM146 59V58H145ZM151 59V60H150ZM94 60V61H95ZM156 60H155V62L154 63H157V66L160 64V62H156ZM161 60V59H160ZM161 60V61H162ZM168 60V59H167ZM166 60V61H167ZM84 61V60H83ZM93 61V62H94ZM157 61H159V60H157ZM169 61V60H168ZM162 62V63H163ZM178 62H179V60H178ZM177 62V63H178ZM182 62V61H181ZM97 63H98V61H97ZM145 63V62H144ZM161 63V64H162ZM170 63V62H169ZM168 63V64H169ZM183 63V62H182ZM170 64H174L173 63V61L170 63ZM186 64V63H185ZM78 65H79V63H78ZM145 65V64H144ZM154 65V64H153ZM153 65H151V66H153ZM179 65H180V67H181V64L179 63ZM92 66H93V64H92ZM155 66V65H154ZM164 66H166V63H165V65ZM175 67H176V65H174ZM182 66L183 67H185L184 66V64H182ZM188 66V65H187ZM80 67V66H79ZM90 67V66H89ZM156 67V66H155ZM155 67H153V68H155ZM171 67V66H170ZM101 68V67H100ZM141 68H143V67H141ZM151 68V67H150ZM161 68V67H160ZM160 68H159V70H160ZM163 69H165L164 67H162ZM179 68V67H178ZM187 68V67H186ZM192 67L190 66V68H188V69H191ZM220 68V67H219ZM82 69H83V67H82ZM82 69H81V71H82ZM158 69V68H157ZM175 69H177V68H175ZM195 69V68H194ZM197 69V68H196ZM77 70V69H76ZM156 70V69H155ZM158 70V71H159ZM167 70H168V68H167ZM173 70V69H172ZM193 70V68L190 70V72ZM201 70V69H200ZM199 70V71H200ZM146 71V70H145ZM152 71V70H151ZM157 71V70H156ZM157 71V72H158ZM163 71H165V70H163ZM169 71V70H168ZM185 70H183V72H184ZM188 71V70H187ZM201 71H203V70H201ZM83 72V71H82ZM166 72V71H165ZM172 72H176L175 70L174 71H172ZM171 72V73H172ZM196 72H198V71H196ZM195 72V73H196ZM84 73H86V72H84ZM159 73H160V76H161V71H159ZM167 73V72H166ZM170 73V72H169ZM169 73H168V76H169ZM170 73V75L172 76L173 74H171ZM179 73H180V71H179ZM189 73V72H188ZM192 73V72H191ZM236 73H238V72H236ZM78 74V73H77ZM81 74H83V73H81ZM175 74H178V72L177 73H175ZM193 74H194V72H193ZM199 74H201V72L199 73ZM204 74V73H203ZM84 75V74H83ZM86 75H88V74H86ZM90 75V74H89ZM158 75V74H157ZM181 76H184V74L182 75V74H180ZM179 74H178V77L180 76ZM186 75H188V74H186ZM185 75V76H186ZM195 75V74H194ZM197 75V77H198V74H196ZM202 75V74H201ZM217 75V74H216ZM85 76V75H84ZM83 76V77H84ZM92 76V75H91ZM94 76V75H93ZM98 76V75H97ZM190 76V75H189ZM192 76V75H191ZM203 76V75H202ZM202 76H201V78H202ZM72 77H74V75L72 76ZM81 77H82V75H81ZM81 77H80V80H81ZM87 77V76H86ZM85 77V78H86ZM95 77V76H94ZM151 77H153V76H151ZM150 76L148 77V78H151ZM188 77V76H187ZM186 77V78H187ZM200 77V76H199ZM205 79L207 78L206 76H205V74H204V76H203ZM145 78H147V77H145ZM165 78H167V77H162V81H165L166 79ZM170 78V77H169ZM175 77L173 76V79H174ZM179 78H181V77H179ZM195 79L196 78V76H193L192 78H191V80L192 79ZM204 78H202L203 79V81H206ZM209 78V77H208ZM231 78V77H230ZM88 79H90V76H89V78ZM93 79H95V78H93ZM97 79V78H96ZM152 79H154V78H152ZM163 79H165V80H163ZM168 79V78H167ZM172 79V78H171ZM170 79V80H171ZM177 79V78H176ZM198 79V78H197ZM200 79V78H199ZM98 80V79H97ZM151 80V79H150ZM155 80V79H154ZM169 80V79H168ZM168 80H167V82H168ZM180 80V79H179ZM189 80V79H188ZM187 79H186V81H188ZM221 80V79H220ZM232 80V79H231ZM86 81H87V79H86ZM88 81H90V80H88ZM92 81V80H91ZM90 81V85H91V83L93 82H91ZM145 81H147L146 79H145ZM149 81V80H148ZM153 81V80H152ZM161 81V82H162ZM177 81V80H176ZM176 81H175V83H176ZM196 81H198V80H196ZM200 81V80H199ZM202 81V80H201ZM95 82H96V80H95ZM141 82V83H140ZM143 82H144V80H143ZM149 82H151V81H149ZM149 82H146V83H149ZM156 82V81H155ZM159 82H160V80H159ZM166 82V81H165ZM165 82H162V84L163 83H165ZM166 82V83H167ZM179 82V81H178ZM184 83H188V82H185V81H183ZM189 82H191V81H189ZM193 82V81H192ZM195 82V81H194ZM207 82V81H206ZM205 82V83H206ZM225 82V81H224ZM78 83V82H77ZM88 83V82H87ZM169 83H170V81H169ZM80 84V85H79ZM78 84V86H79V93H83V92H85V89L84 88H86V87H84V85H86L87 86V84H85V80L84 79H82L81 80V82ZM99 84V83H98ZM116 84V85H115ZM125 84H127V88H124V86H125ZM140 84H142V85H140ZM153 84H155L154 82H153ZM172 84V83H171ZM200 84H202V82L200 83ZM204 84V83H203ZM210 84V83H209ZM230 84H232V83H230ZM238 84V83H237ZM75 85V84H74ZM74 85H72V86H74ZM100 85V84H99ZM116 87H115V86ZM145 85V84H144ZM147 85V84H146ZM165 86H166V84H164ZM170 85V84H169ZM206 85V84H205ZM215 85V84H214ZM236 85V84H235ZM234 85V83H233V86H235ZM159 86V85H158ZM203 86V85H202ZM226 86V85H225ZM89 87V83H88V86H87V88ZM205 87V86H204ZM73 88V87H72ZM99 88H100V86H99ZM114 88V89H113ZM122 88H124V89H127V91H128V93H127V91H126V93H127V96L126 95H124V89H123V91H122ZM77 91L78 89H74V91ZM89 90H90V87H89ZM205 90V89H204ZM213 90V89H212ZM91 91V90H90ZM141 91V92H140ZM206 91V90H205ZM228 91V90H227ZM227 91H225V92H227ZM101 92V91H100ZM123 92V93H122ZM177 92V91H176ZM178 92H179V90H178ZM202 92H203V88H202ZM201 92V94H203ZM221 92V91H220ZM86 93V92H85ZM84 93V94H85ZM92 92H90V94H91ZM97 93V92H96ZM125 93V94H126ZM180 93V92H179ZM222 93V92H221ZM221 93H220V95H221ZM75 94V93H74ZM87 95H88V97L90 96L91 97V95H89V91H87V93H86ZM93 94V93H92ZM99 94V93H98ZM228 94H229V91H228ZM78 95H80V94H78ZM102 95V94H101ZM139 95H140V97H139ZM198 96L200 95V92L197 94ZM97 96V95H96ZM105 96H102V98L103 97H105ZM205 96H207L206 94H205ZM74 97V96H73ZM87 97V96H86ZM92 97H93V95H92ZM99 96H97L96 98H98ZM194 97H196V95L194 96ZM223 97V96H222ZM82 98H84L83 97V95H82ZM197 98V97H196ZM196 98H192V99H194L195 101H196ZM199 98V97H198ZM197 98V99H198ZM80 99V98H79ZM79 99H77V101L79 100ZM86 99V98H85ZM85 99H84V101L83 102H85ZM94 99V98H93ZM99 99H101V97L99 98ZM98 99V100H99ZM200 99V98H199ZM209 99V98H208ZM213 99V98H212ZM71 100V99H70ZM69 100V101H70ZM76 100V99H75ZM81 100V99H80ZM79 100V101H80ZM97 100V99H96ZM98 100H97V102H98ZM102 100H105V98H103ZM101 100V101H102ZM194 100H192L193 102H195ZM90 101H94V100H90V98H89V102ZM106 101V100H105ZM105 101H103V104H105L106 102ZM191 101V102H192ZM197 101H199V100H197ZM201 101V100H200ZM219 101H220V99H219ZM88 102V101H87ZM96 101H95V103H97ZM134 102H136V100L134 101ZM139 102V101H138ZM137 102V103H138ZM221 103H222V101H220ZM76 103H78V102H76ZM124 103V102H123ZM140 103V102H139ZM200 103V102H199ZM223 103H224V101H223ZM71 104V103H70ZM98 104V103H97ZM131 104V103H130ZM133 104H135V103H133ZM132 104V105H133ZM195 104H197V103H195ZM205 104V106H207L206 105V103H204ZM68 105V104H67ZM77 105L78 104H76V108H77ZM84 105V104H83ZM90 105H91V103H90ZM90 105H88V106H90ZM117 106H118V104H116ZM116 105H115V107H114V105H113V103H112V105L111 106H113L114 108H115V110H116ZM122 105V108H124L125 109V107L127 106L126 104V106L125 105H123L121 102H120V106ZM138 105V104H137ZM69 106V105H68ZM67 106V107H68ZM72 106V105H71ZM80 106V105H79ZM99 106V105H98ZM124 106V107H123ZM129 106V105H128ZM135 106V105H134ZM197 106V105H196ZM60 107V108H59ZM83 107V106H82ZM85 107H87V106H85ZM100 107H101V105H100ZM113 107H111V109L113 108ZM191 107H194V105L193 106H191ZM190 107V109H192ZM203 107V106H202ZM208 107V109H209V105L207 106ZM207 107L205 108V107H203L204 109H207ZM69 109H70V106L68 107ZM68 108H66V109H68ZM72 108H74L73 106H72ZM98 108V107H97ZM102 108V109H101ZM100 109L101 110H103V108H104V110H103V112L101 113L100 112V115H102L103 114V116H105L106 117V115L108 114L107 112H108V109H109V106L107 107H101ZM105 108H108V109H106V113H104L105 112ZM113 108V109H114ZM127 108H129L130 109V107H127ZM126 108V109H127ZM135 108V107H134ZM137 108V107H136ZM141 108V107H140ZM184 108V107H183ZM187 110H188V108H189V106H188V108L187 107H185ZM195 108V107H194ZM196 108H200L199 110H201V107H199V106H197ZM212 108V107H211ZM210 108V109H211ZM95 108L93 107V109L92 110H94ZM99 108H98V110H100ZM112 109V110H113ZM129 109H127L126 110V112L127 111H129V112H131V109L129 110ZM133 109V108H132ZM207 109V110H208ZM209 109V110H210ZM218 109V108H217ZM226 109V108H225ZM244 109V108H243ZM84 110H87V109H84ZM100 110V111H101ZM120 110H121V112H120V114H122L123 113V109H121L120 108ZM203 110V109H202ZM70 111V110H69ZM74 111L76 112L77 110L74 108ZM136 111H138L137 109H135V110H133L132 111V114H133V112H136ZM186 111V110H185ZM190 112L192 111L193 113H195V112H198V110H189ZM64 112V111H63ZM83 112V111H82ZM88 112V111H87ZM90 112L91 113H93L94 114V112H92L91 110H90ZM90 112H88V113H90ZM115 112V111H114ZM124 112H125V110H124ZM123 113L124 114V117H123V114H122V117L123 118H120V116L121 115H119L118 117H119V120H118V122L120 121H122L125 117H130L129 115L127 116L126 114H128V113ZM189 112V113H190ZM205 112V111H204ZM210 111H208V113H209ZM223 112V111H222ZM193 113H191V114H189V116L190 117H192L194 114ZM207 113V114H208ZM242 113V112H241ZM70 114V113H69ZM78 115H79V112L77 113ZM82 114V113H81ZM84 114V113H83ZM82 114V115H83ZM95 114H98V111H96L95 112ZM95 114L93 115V117H95ZM110 114H111V111H110ZM112 114H113V111H112ZM198 114V113H197ZM206 114V113H205ZM229 114V113H228ZM237 114V113H236ZM236 114H234V115H232V117L233 116H235ZM73 115V114H72ZM75 115V114H74ZM99 115V114H98ZM99 115V116H100ZM115 115V114H114ZM136 115V114H135ZM188 115V114H187ZM199 116L200 115H203V114H198ZM213 115V114H212ZM58 116V117H57ZM67 116H68V113H67ZM81 116V115H80ZM83 116H85V115H83ZM97 116V115H96ZM110 116H113V115H110ZM110 116H108L109 118L107 119V121H110L109 119H110ZM195 117V119L194 120H196L197 119V115L195 114L194 115ZM219 116H220V114H219ZM241 116V115H240ZM240 116H238V117H240ZM53 117V116H52ZM69 117H70V115H69ZM75 117H77L76 115H75ZM82 117V116H81ZM89 117H90V115H89ZM134 117V116H133ZM203 117V119H205L204 121H198L199 123H201V122H205V121H208V120H206V115H205V117H204V115L202 116ZM202 117H201V119H199V120H203L202 119ZM213 117V116H212ZM236 117H237V115H236ZM236 117H234V118H236ZM237 117V119H239L240 120V118L242 117H240V118H238ZM66 118H68V117H66ZM86 118H87V116L86 117H84V121L82 120L81 122H80V124L79 125H81V123H83V122H87L88 123V119L86 120ZM193 118V117H192ZM234 118H233V120H234ZM246 118V117H245ZM248 119H249V117H247ZM246 118V119H247ZM54 119V118H53ZM64 119V118H63ZM71 119V118H70ZM78 119V118H77ZM81 118H79L78 120H80ZM95 119V118H94ZM103 119V118H102ZM106 119V118H105ZM121 119V120H120ZM125 119H127V118H125ZM124 119V120H125ZM131 119V118H130ZM208 119V118H207ZM209 119H211V118H209ZM242 119H244L243 117L241 118V120L240 121H242ZM247 119V120H248ZM257 119V118H256ZM255 119V120H256ZM259 119V118H258ZM257 119V120H258ZM59 120V119H58ZM78 120H76L77 121V123H78ZM91 120H92V117H91ZM124 120L122 121V123H121V125H120V134H118L119 132L117 131L116 132V134H118V135H120V138H119V140L118 141H121L120 143H122L123 141H126L127 140V143H129L128 142V138L125 140V134L127 135V131H125L126 129H128L127 127L129 126V125H127L129 122H127V124H124V123H126V121L127 120H125V122H124ZM192 120V119H191ZM213 119H211V121H212ZM227 120H228V118L225 120L226 122H227ZM230 120V119H229ZM231 120H232V118H231ZM232 120V121H233ZM254 120V119H253ZM52 120H50V122H51ZM57 121V120H56ZM61 121V120H60ZM68 121V120H67ZM66 121V123H68ZM73 121H75V119L73 120ZM104 121V120H103ZM106 121V120H105ZM112 121H113V117H112ZM112 121H111V123H112ZM115 121V120H114ZM135 121V120H134ZM210 121V120H209ZM211 121H210V123H211ZM232 121H231V123H232ZM235 121V120H234ZM251 121V120H250ZM263 120H261L260 122H262ZM49 122V121H48ZM116 122V121H115ZM117 122V123H118ZM178 122V121H177ZM189 122H191V121H189ZM188 122V123H189ZM193 122V121H192ZM191 122V123H192ZM219 122V124H222L220 121H218ZM230 122V121H229ZM246 122V120L244 121V124H247V123H245ZM249 122V121H248ZM252 122V121H251ZM251 122H249V124H247V125H250V123ZM56 123V122H55ZM86 123V124H87ZM91 123H93V122H91ZM110 123V124H111ZM191 123L189 124V125H187V127H189L190 125H191ZM195 123V126H197L196 125V122L194 121L193 122V124ZM206 123V122H205ZM210 123L208 122V123H206L207 125L209 124L210 125ZM214 122L212 121V125H214V124H217V126H220V125H218V123H217V121H216V123H214ZM228 123V122H227ZM254 123V122H253ZM72 124H74V123H72ZM89 124H90V120H89ZM180 124V123H179ZM179 124H178V127H181V126H179ZM192 124V125H193ZM198 124V123H197ZM237 124L239 125L240 123L237 121ZM243 124V123H242ZM242 124H240L239 126H241ZM243 124V125H244ZM83 125V124H82ZM106 125H108V123L106 122ZM105 125V126H106ZM116 124L114 123V126H115ZM125 125H127V127L125 128ZM133 125V124H132ZM167 125H169V123H167ZM208 125V126H209ZM231 125V124H230ZM233 125V124H232ZM231 125V126H232ZM242 125V126H243ZM67 126V124L65 125V127ZM70 126V125H69ZM78 126V125H77ZM104 127L103 125H101L100 124V127ZM119 126V125H118ZM117 126V127H118ZM170 127L169 128H171L173 125H169ZM174 126H177V125H175L174 124ZM194 125H193V127H195ZM206 126V125H205ZM204 126V127H205ZM207 126V128H205V129H203L204 131H205V133H206V130L208 131V129L209 130H211V127L209 128ZM228 126H229V123H228ZM237 126V125H236ZM241 126V127H242ZM245 126V125H244ZM50 127V128H49ZM82 127H86V126H82ZM81 127V128H82ZM91 127V126H90ZM110 127H111V125H110ZM168 127V126H167ZM191 127V126H190ZM187 128L188 130L190 129L191 130V128H193V127H191V128ZM201 127V126H200ZM203 126L201 127V128H204ZM230 127V126H229ZM229 127H228V131H229V133H230V130H229ZM245 127H247V126H245ZM249 127V130L248 131H250V127H251V129H255V128H252V127H254V125H252V126H248ZM67 128H68V126H67ZM67 128H65V129H67ZM73 127H70L69 128V130L70 129H72ZM87 128V127H86ZM97 128H99V127H97ZM130 128V127H129ZM196 128V127H195ZM215 128H218V127H215ZM214 127H212V130L213 129H215ZM225 128V127H224ZM226 128H227V126H226ZM233 128V127H232ZM240 128V127H239ZM262 127H260V129H261ZM88 129H91V128H88ZM87 129V130H88ZM102 129V128H101ZM105 129V128H104ZM103 129V135H105V132L107 131H105ZM106 129H107V126H106ZM110 130H112L111 128H109ZM108 129V130H109ZM118 129V128H117ZM199 128L197 127V130H198ZM236 129V128H235ZM241 129V128H240ZM259 129V128H258ZM263 129V128H262ZM80 130V129H79ZM84 130V129H83ZM145 130H148V128L146 129L145 128ZM152 130H154V129H152ZM151 130V131H152ZM167 130V129H166ZM189 130V131H190ZM217 130V129H216ZM241 130H243V129H241ZM91 131V130H90ZM93 131V130H92ZM132 131V130H131ZM130 131V132H131ZM161 131H163V129H161ZM160 131V132H161ZM196 131V130H195ZM194 131V132H195ZM218 131V132H217ZM217 131H214V132H217V133H215L216 135H219L218 137H216V135L214 134V136L216 137V138H220V135L222 136V132L220 133V131H221V126H220V131H219V129L217 130ZM226 132H228L227 130H225ZM236 131V130H235ZM238 131H239V129H238ZM243 131H245V130H243ZM255 131V130H254ZM256 131H257V129H256ZM255 131V133H257ZM260 132H261V130H259ZM258 131V132H259ZM264 131V130H263ZM76 132V135L78 136L79 135V133L77 134V131H75ZM99 132V131H98ZM148 132V131H147ZM147 132H145V133H147ZM154 132V131H153ZM152 132V133H153ZM197 132V131H196ZM209 132V131H208ZM208 132L206 133V134H208ZM213 132V133H214ZM225 132V133H226ZM237 132V131H236ZM242 132V131H241ZM81 133H82V131H81ZM88 133H92V132H89V130H88ZM88 133H85V134H88ZM111 132H109V134H110ZM131 133H133V132H131ZM130 133V134H131ZM151 133V134H152ZM156 133V134H155ZM157 133L158 132H154L153 134V136H155V135H157ZM173 133V132H172ZM190 133H193L192 132V130H191V132ZM203 134H201V135H206V134H204V132H202ZM211 133V132H210ZM224 133V134H225ZM240 133V132H239ZM242 133H244V132H242ZM252 133V132H251ZM250 133V135H252ZM254 133V132H253ZM84 134V133H83ZM82 134V135H83ZM148 134V133H147ZM159 134V133H158ZM163 134V133H162ZM174 134V133H173ZM194 134V133H193ZM196 135L197 134H199V132H197V133H195ZM212 134V133H211ZM211 134H209V135H211ZM223 134V135H224ZM228 134V133H227ZM235 134H238V133H235ZM235 134H233L235 137H236V135ZM241 134V133H240ZM245 134H246V132H245ZM249 134V133H248ZM70 135H71V137H74V133L72 132H70ZM75 135V136H76ZM81 135V136H82ZM90 135V134H89ZM129 135V134H128ZM149 135H150V133H149ZM164 135V134H163ZM162 135V136H163ZM182 135V134H181ZM190 134L188 133L187 134V136H189ZM201 135H198V137H201ZM213 135V134H212ZM229 135V134H228ZM230 135L232 136V134L230 133ZM257 135V134H256ZM80 135H79V139H80V137H81ZM86 136V135H85ZM111 135H109V137H110ZM158 136H161V134L160 135H158ZM190 136H195V135H190ZM202 136V137H203ZM230 136V137H231ZM239 136H241V135H239ZM260 136V135H259ZM262 136V135H261ZM70 136H69V141H71L72 140V138H71ZM91 136H89L88 138H90ZM103 137V136H102ZM117 137L118 136H116L115 137V139H116V141L114 140V138H113V140H109V143H111L110 141H112L113 143H111V144H113V148L114 149H118V148H120V149H123V145L124 144H120V146L119 145H117L118 144V141H117ZM131 137V136H130ZM156 137V136H155ZM195 137H197V136H195ZM205 137H207V135L206 136H204L203 138H205ZM215 137H213V138H215ZM228 137V136H227ZM227 137H225L226 139H227ZM230 137H229V139H230ZM70 138H71V140H70ZM82 138H83V136H82ZM86 138V137H85ZM124 138V139H123ZM151 138V137H150ZM161 139H162V137H160ZM186 138V137H185ZM185 138H183V140H186V142L188 141V139H185ZM192 138H194V137H192ZM191 138V139H192ZM208 139H209V137H207ZM242 138V136L240 137V139ZM247 138V137H246ZM249 138H251V137H249ZM255 138V137H254ZM253 138V139H254ZM256 138H257V136H256ZM78 139V140H79ZM92 139V138H91ZM99 139V138H98ZM108 139H112L111 137L110 138H108ZM130 139V138H129ZM159 139V138H158ZM196 139V138H195ZM221 139H222V137H221ZM233 139V138H232ZM238 139V138H237ZM248 139V138H247ZM261 139V138H260ZM259 138H258V140H260ZM264 139V138H263ZM74 140V139H73ZM77 140V141H78ZM88 140V139H87ZM100 140H102V138H100ZM105 140H106V138H105ZM105 140H102V141H104L105 142ZM163 140H164V138H163ZM182 140V139H181ZM181 140H180V142H181ZM182 140V141H183ZM210 140V139H209ZM231 140V139H230ZM244 140H246L245 138H244ZM249 140V139H248ZM256 140V139H255ZM262 140V139H261ZM80 141V140H79ZM78 141V142H79ZM90 141V140H89ZM89 141H88V143L87 144H89ZM106 141H108V140H106ZM152 141V140H151ZM150 141V142H151ZM225 141V140H224ZM223 141V142H224ZM238 141V140H237ZM251 141V140H250ZM253 141V140H252ZM76 142V141H75ZM87 142V141H86ZM92 142H93V140H92ZM102 143V146L106 143ZM149 142V141H148ZM147 142V143H148ZM189 142V141H188ZM187 142V143H188ZM195 142H197V141H195ZM200 142H202V141H200ZM207 142H208V140H206L205 141V143L207 144ZM219 142H220V140H219ZM219 142H218V144H219ZM241 142V141H240ZM248 142V141H247ZM258 142V141H257ZM90 143H91V141H90ZM108 142L105 144L106 145V147H105V149H107L108 147H109V149H111L112 148V145H111V147L110 146H108V144H109ZM116 145H115V144ZM123 143H125V142H123ZM152 143V142H151ZM184 143V142H183ZM192 143H194V142H192ZM191 143V145H196L197 147L199 146V144L198 143H195V144H192ZM216 143H217V141H216ZM215 143V144H216ZM221 143V142H220ZM226 143H227V140H226ZM241 143H243V141L241 142ZM253 143V142H252ZM256 143V142H255ZM260 144H261V142H259ZM71 144V145H70ZM81 144V143H80ZM146 144V143H145ZM165 144V147H167V143H164ZM203 144L204 143H202V144H200V146L202 145L203 146ZM205 144V145H206ZM210 145L212 144V146H213V144H214V142L212 141V143H209ZM208 144V145H209ZM215 144H214V146H215ZM224 144V143H223ZM249 144H251V143H249ZM254 144V143H253ZM91 145H93V143L91 144ZM104 145V146H105ZM126 145V144H125ZM129 145V144H128ZM169 145V144H168ZM184 145H185V143H184ZM187 145V144H186ZM189 146H190V144H188ZM204 145V146H205ZM228 145V144H227ZM240 145H242V144H240ZM256 145H257V143H256ZM255 145V146H256ZM88 146V145H87ZM116 146H119L118 148H116ZM148 146V145H147ZM152 146V145H151ZM159 146V145H158ZM200 146H199V148H200ZM211 146V147H212ZM219 146V145H218ZM222 146V145H221ZM219 146L220 148H223L224 146ZM253 146V145H252ZM77 147V148H76ZM89 147V146H88ZM93 147V146H92ZM129 148V146H124V148ZM145 147H146V145H145ZM156 147H157V145H156ZM163 147V146H162ZM162 147H161V149H162ZM196 147V148H197ZM217 147V146H216ZM219 147H217V148H219ZM226 148H227V146H225ZM234 147H235V145H234ZM234 147H233V149H234ZM239 147V146H238ZM244 147V149H245V147L246 146H243ZM250 147V146H249ZM42 148H46V151L44 150L42 153H45V154H43V157H46L47 158V160H46V158H45V160L47 161L46 163H45V165H44V167H43V169H37L36 168V164H37V162H38V160H39V157H40V151H39V149H42ZM97 148V147H96ZM100 148H101V146H100ZM155 148V147H154ZM153 148V149H154ZM164 148V147H163ZM169 147H167V149H168ZM185 148V147H184ZM195 148V149H196ZM199 148H197L196 150L194 149V147H192L191 146V149H194L195 151H197ZM201 148H205V147H201ZM200 148V149H201ZM207 148H209L210 149V147H207ZM253 148V147H252ZM257 148V147H256ZM263 149H264V145H263V147H262ZM261 148V151L263 150ZM81 149H83L82 147H81ZM84 149H86V148H84ZM120 149H119V151H120ZM158 149V150H157ZM156 150L157 151H155L154 153H156L157 152V154L156 155H154V158H155V160H158V161H160L163 157L161 156V157H159V156H157V155H161L162 153H161V150H159V148H157ZM170 149V148H169ZM169 149L167 150L168 152H169ZM177 149V148H176ZM190 149V148H189ZM213 149V148H212ZM228 149V148H227ZM243 149V148H242ZM249 149V148H248ZM251 149V148H250ZM2 150H3V152H2ZM15 150H11L12 151V155H10V156H13V152L15 151ZM93 150V149H92ZM113 150V149H112ZM112 150H109V151H111L112 152V155H113V151ZM128 151H129V149H127ZM201 150H203V149H201ZM205 150H206V148H205ZM217 150H219V149H217ZM217 150H215L214 149V151H217ZM223 150V149H222ZM229 150H232V149H228V151ZM84 151V152H83ZM83 151H81V152H83V154H86V152L87 153H90V151H91V147H90V150H89V148H88V150H83ZM94 151H95V148H94ZM99 148H97V151H96V154L98 153L99 154ZM107 151V150H106ZM109 151H108V154H109ZM119 151H115V152H119ZM123 153H126V152H128V151H126L125 149H124V151H126V152H124L123 150H121ZM121 151H120V154H121ZM173 151V150H172ZM179 151V150H178ZM184 151V150H183ZM182 151V152H183ZM186 152H187V149L185 150ZM189 151V150H188ZM199 151V150H198ZM221 151V150H220ZM18 152L17 153H14V154H18ZM92 153H93V151H91ZM110 152V153H111ZM158 152H160V154L158 153ZM163 153H164V151H162ZM174 152V151H173ZM172 152V153H173ZM200 152V151H199ZM198 152V154L200 155V153ZM230 152V151H229ZM231 152H233V151H231ZM238 152H240V150H238ZM253 152V151H252ZM8 153V152H7ZM46 153H47V155H46ZM123 153H122V155H123ZM166 153V152H165ZM164 153V154H165ZM181 153V152H180ZM185 153V152H184ZM189 153V152H188ZM193 153H194V155L195 156H197L196 155V153L193 151ZM203 153H204V151H203ZM214 153V156H213V159H214V157H216L215 156V154H217V153H215V152H213ZM222 153H223V151H222ZM226 153V152H225ZM228 153V152H227ZM226 153V154H227ZM235 154H236V152H234ZM255 153V152H254ZM253 153V154H254ZM4 154V153H3ZM11 154V153H10ZM82 154V155H83ZM164 154H162V155H164ZM170 154V153H169ZM168 154V155H169ZM182 154V153H181ZM192 154V153H191ZM212 154V153H211ZM221 154V153H220ZM237 154H240V153H237ZM249 154V153H248ZM247 154V155H248ZM44 155H46V156H44ZM89 155V154H88ZM91 155V154H90ZM93 155H94V157L96 158V156H95V153L94 154H92V156H91V158H93ZM109 155H111V154H109ZM127 155V154H126ZM180 155V154H179ZM190 154H188L187 156H189ZM193 155V154H192ZM192 155L190 156V158L192 157ZM198 155V156H199ZM205 155V154H204ZM208 155V154H207ZM228 155V154H227ZM229 155H232V153H230ZM227 156L228 158L230 157V156ZM250 155V154H249ZM248 155V156H249ZM4 156V155H3ZM3 156H1L2 157V159H3ZM7 156H8V154H7ZM65 156H67L66 157V159L64 160V158H65ZM80 157H81V155H79ZM84 156V155H83ZM121 156V155H120ZM124 156H125V154H124ZM141 156V155H140ZM165 156H167L166 154H165ZM176 156V155H175ZM210 157H209V159L211 158V155H209ZM218 157L220 156L219 155V153H218V155H217ZM221 156H224V154L223 155H221ZM226 156V155H225ZM239 156H241V155H239ZM243 156V155H242ZM245 156V155H244ZM244 156L243 157H241V158H244ZM17 157V155L14 157V158H16ZM42 157V156H41ZM108 157H111V156H108ZM122 157V156H121ZM120 157V158H121ZM171 157V156H170ZM170 157L168 156V157H165V158H163V159H165L166 161V164L164 165L165 167L167 166L168 167V165L170 164L169 162H170ZM177 157V156H176ZM175 157V158H176ZM202 158H203V154H202V156H201ZM206 157V156H205ZM233 157V156H232ZM234 157H237L236 155L234 156ZM250 157V156H249ZM254 157V156H253ZM252 157V158H253ZM10 158V157H9ZM12 158V157H11ZM98 156H97V161H98ZM158 158H160V159H158ZM168 160H167V159ZM172 158H173V160H172ZM178 158V157H177ZM180 158H181V156H180ZM184 159H185V157H183ZM188 159V160H190V161H192V159ZM196 158V157H195ZM208 158V157H207ZM224 158H226V157H224ZM227 158V159H228ZM238 158V157H237ZM252 158L250 159V160H252ZM256 158V157H255ZM5 159H6V157H5ZM38 159V160H37ZM42 159H44V158H42ZM125 160H126V158H124ZM141 159H143V158H141ZM218 160H220L219 158H217ZM217 159H215L216 161H217ZM230 159V158H229ZM234 159V158H233ZM80 160L83 162V157H82V159L80 158ZM108 160L110 161V158H108ZM120 160V159H119ZM124 160V161H125ZM154 160V159H153ZM171 160L174 162V157H171ZM177 160V159H176ZM183 160V159H182ZM181 159H180V161L182 162V163H180L181 165H179V164H175V165H179V167L180 168H185V166L184 167H181V166H183L184 165V163L183 162H187L188 160L187 159H185V161L183 160L182 161ZM196 160H197V158H196ZM196 160H194V161H192V162H196L194 165L196 166V164L198 163V161H196ZM211 160L212 159H210V163H207L206 162V160H205V162H206V164H211V165H213L212 163H211ZM232 160V159H231ZM240 159H238V161H239ZM254 161H256L255 159H253ZM3 161V160H2ZM5 161V160H4ZM9 161H11L12 162V160H9ZM9 161H8V163H9ZM40 161V160H39ZM80 161V163L82 164V162ZM126 161H128V159L126 160ZM125 161V163H127ZM162 161V162H161ZM160 161V164L159 165H163V164H161V163H163L164 161L163 160H161ZM168 161V162H167ZM199 161L201 162L202 161V159L200 160L199 159ZM235 161H236V159H235ZM242 161H243V159L241 160V163H242ZM244 161H248V159H246V160H244ZM0 162H1V158H0ZM11 162H10V165H11ZM43 162H45V161H43ZM145 162V161H144ZM176 162V161H175ZM179 162V161H178ZM204 162V161H203ZM220 162H222V160H220ZM219 162V163H220ZM237 162V161H236ZM236 162H235V164H236ZM7 162H5V164H6ZM8 163H7V165H8ZM40 163V162H39ZM39 163H38V165H39ZM110 163V162H109ZM120 163L122 164V163H124L122 160L120 161ZM146 163V162H145ZM151 163L152 164H149V165H152V167H153V162L151 161ZM167 163H168V165H167ZM231 163H232V165H233V162L231 161ZM1 164V163H0ZM3 164H4V162H3ZM64 164V165H65ZM85 164V162H83V165ZM154 164H156L155 163V161H154ZM174 164V163H173ZM190 164H191V162H190ZM190 164H188V165H190ZM201 164H202V162H201ZM230 164V163H229ZM244 164V163H243ZM248 164H249V162H248ZM247 164V165H248ZM260 164V163H259ZM264 164V163H263ZM77 165V164H76ZM93 165H96V164H93ZM125 165V164H124ZM148 165V164H147ZM146 165V166H147ZM149 165H148V170L152 173V170L154 169L155 170V168L153 167V169L151 168V167H149ZM157 170H160V173L162 172V170L161 169H159L161 166H159V168H158V162H157ZM175 165H174V167H175ZM198 165V164H197ZM221 165V164H220ZM220 165H219V167H220ZM224 165V164H223ZM3 166V165H2ZM6 166V165H5ZM4 166V167H5ZM40 166H42V165H40ZM67 165H65V168H67L66 167ZM72 166V165H71ZM70 166V167H71ZM75 166V165H74ZM73 166V167H74ZM98 165H96V167H97ZM114 166H116V165H114ZM191 166H193L192 164H191ZM191 166H189V167H191ZM210 166V165H209ZM214 166V165H213ZM230 166H231V164H230ZM235 166V165H234ZM233 166V168H234V170L233 171H236L237 170V168H236V166L234 167ZM243 166H245V164L243 165ZM249 167L251 166H253V165H251V163L248 165ZM260 166H261V164H260ZM4 167H2V168H4ZM8 167H9V165H8ZM39 167V166H38ZM72 167V168H73ZM76 167V166H75ZM88 167V166H87ZM91 167H92V165H91ZM98 167H100V166H98ZM97 167V168H98ZM120 168L122 167V165L121 166H119ZM142 167H145V166H142ZM156 167V166H155ZM173 167V168H174ZM177 167V166H176ZM179 167H177V168H175V169H179ZM197 168L198 167H200V166H196ZM195 167V168H196ZM218 167V168H219ZM242 167V166H241ZM247 167V166H246ZM249 167H247V168H249ZM254 167V166H253ZM1 168V167H0ZM1 168V169H2ZM42 168V167H41ZM69 168V167H68ZM84 168V167H83ZM86 168V167H85ZM85 168H84V170H85ZM93 168H95V166H93ZM91 169V170H94V169ZM97 168H95V169H97ZM116 168V167H115ZM124 167H122L121 169H119V170H117V172L116 173H114V174H119L120 176L121 175H124L125 174V176H122V178L123 177H125V178H123L124 180H122L121 182H123V183H121V184H119V186L121 187H123V188H125V187H128L129 186V188H130V185L128 184V185H124V184H126V181H125V179L127 178V177H129V176H127V174H129L130 175V173H129V170H127V169H123ZM146 169L145 170H147V167H145ZM149 168H151L152 170H150ZM161 168H164L163 166L161 167ZM172 168V169H173ZM188 167H186V169H187ZM194 168V169H195ZM202 168V167H201ZM206 168H207V165H206ZM209 168V167H208ZM207 168V170L206 169H204V171L206 170V171H208L209 169ZM218 168H216L217 169V171H218ZM225 168H227V166L225 167ZM228 168H232V167H229L228 166ZM227 168V169H228ZM235 168H236V170H235ZM238 168H240L239 166H238ZM88 169V168H87ZM86 169V170H87ZM100 169V168H99ZM117 169V168H116ZM144 169V168H143ZM143 169L141 170V171H143ZM166 168H164V170H165ZM189 169V168H188ZM187 169V170H188ZM199 169V168H198ZM223 169V168H222ZM257 169H259L258 170V172H260V169H262L263 170V167L261 166V168H258L257 167ZM7 170V169H6ZM41 171V173H40V171ZM62 170V169H61ZM68 170H71V169H68ZM78 170V169H77ZM98 170V169H97ZM103 170V169H102ZM100 171V170H98V172L99 173H101V174H99L96 170H94L95 172H96V174L98 173V175H96V176H93L94 178L96 177V179L98 178L97 176H100V175H103L102 177L104 178V177H106L107 179L105 180V178H104V180H105V182H103V181H101V179H102V177H100L101 179H97L96 181H98V180H100V182H103V183H101V184H103V190H104V183L106 184V182H107V184L106 185H111V181L112 180H115L116 179V176H113V177H108V174H111L110 172H111V170L110 171H107L106 172V170H105V172L104 171ZM126 170H127V172H126ZM174 170V169H173ZM191 170H193V168L191 167ZM215 170V169H214ZM223 170H225V169H223ZM83 171V170H82ZM88 172H86V173H88L89 175H90V172H89V169L87 170ZM156 171V170H155ZM167 171V170H166ZM169 171V170H168ZM185 171V170H184ZM196 171V170H195ZM194 171V172H195ZM198 171H201V170H198ZM210 171V170H209ZM220 171H221V169H220ZM226 171V170H225ZM225 171H223V172H225ZM238 171V170H237ZM254 172H255V170H253ZM252 171V173H254ZM264 171V170H263ZM3 172V171H2ZM114 172H115V170H114ZM126 172V173H125ZM145 172V171H144ZM143 172V174L145 175V173ZM147 172L148 171H146V174H147ZM170 172H171V169H170ZM189 172H190V169H189ZM193 171H192V173H194ZM202 172V171H201ZM201 172H199V173H201ZM212 172V171H211ZM222 172V173H223ZM229 172H230V170H229ZM6 172L4 171V174L3 175H6L5 174ZM84 173V172H83ZM91 173H92V171H91ZM108 173V174H107ZM155 173V172H154ZM162 173H165V175H167L168 176V172L166 173V172H162ZM179 173V172H178ZM186 173H188V172H186ZM191 173V172H190ZM198 173V174H199ZM203 173V172H202ZM225 173H228V172H225ZM261 173H262V171H261ZM260 173V174H261ZM7 174H8V172H7ZM80 174L82 175V176H80ZM87 174V175H88ZM95 173L93 172L92 174H91V176L92 175H94ZM153 174V173H152ZM159 174V173H158ZM175 174V173H174ZM173 174V175H174ZM181 174V173H180ZM219 174H221V172L219 173ZM230 175H231V173H229ZM234 173H232V175H233ZM236 174V173H235ZM244 174V173H243ZM86 175V176H87ZM139 175H142V172H140L139 173ZM157 174H155L154 176H156ZM164 174H163V176H165ZM172 175V176H173ZM175 175H177V174H175ZM181 175H184V174H181ZM189 175V173L186 175V176H188ZM191 175V174H190ZM189 175V176H190ZM225 174H223V176H224ZM240 175H242V174H240ZM246 175H248V174H246ZM8 176H9V174H8ZM78 176H80V177H78ZM146 176V175H145ZM150 176V175H149ZM148 176V177H149ZM160 177H161V175H159ZM158 176V177H159ZM171 176V178H174V177H172ZM202 176V175H201ZM200 176V177H201ZM204 176V175H203ZM215 176V175H214ZM243 176V175H242ZM245 176V175H244ZM260 176V175H259ZM3 177H6V176H3ZM73 177V178H72ZM143 178H144V176H142ZM142 177H140V178H142ZM147 177V176H146ZM169 177H170V175H169ZM169 177H168V179H169ZM178 177H180L179 175H178ZM193 177V176H192ZM191 177V178H192ZM199 177V176H198ZM197 177V178H198ZM213 177V176H212ZM238 177V176H237ZM8 178V177H7ZM72 178V179H71ZM94 178H92V181L94 180ZM108 178H112V180L109 182V180H108ZM142 178V179H143ZM150 178V177H149ZM149 178H147V179H149ZM154 178H157V176L156 177H154ZM171 178H170V180H171ZM181 178H183L184 179V176L182 177L181 176ZM189 177H187L186 179H188ZM204 178H205V176H204ZM217 178V177H216ZM235 178V177H234ZM239 178V177H238ZM241 178V177H240ZM5 179V178H4ZM90 179H91V177H90ZM141 179V180H142ZM158 179V178H157ZM157 179H155V180H157ZM160 180H161V178H159ZM163 179V178H162ZM167 179V178H166ZM165 178L163 179V181L164 180H166ZM167 179V180H168ZM175 179V178H174ZM179 179V181L178 182H176L175 180H172V181H175L176 183H179L180 182V178H178ZM177 179V180H178ZM192 179H194V178H192ZM192 179H191V181H192ZM209 179V178H208ZM236 179V178H235ZM260 179V178H259ZM70 180V182L69 183H66L67 181H69ZM74 180L72 181V182H74ZM80 180V181H79ZM103 180V179H102ZM108 180V181H107ZM126 180H129V182H130V178H127ZM154 180V181H155ZM197 180V179H196ZM204 180V179H203ZM202 180V182H204ZM220 180V179H219ZM223 180V179H222ZM7 181H9V180H7ZM90 181V180H89ZM95 180H94V182H96ZM125 181V182H124ZM150 181V180H149ZM148 181V182H149ZM183 181V180H182ZM187 181V180H186ZM189 182H190V180H188ZM201 181V180H200ZM200 181H197V185H198V182H200ZM207 181V180H206ZM252 181V180H251ZM78 182H76L75 181V183L78 185ZM87 182H88V180H87ZM100 182L98 181V183H96V184H100ZM114 182V181H113ZM128 181H127V183H129ZM142 183H144L143 181H141ZM151 183H149V184H151L152 185V183H153V181H150ZM162 182V181H161ZM167 182V181H166ZM165 182V183H166ZM171 182V181H170ZM184 182H185V180H184ZM183 182V183H184ZM193 182V181H192ZM196 182V181H195ZM239 182V181H238ZM250 181H248V183H249ZM257 182V181H256ZM75 183L73 184V183H71L73 186L75 185ZM110 183V184H109ZM163 183V182H162ZM172 183H174V182H172ZM182 183V182H181ZM201 183V182H200ZM210 183V182H209ZM208 183V184H209ZM228 183V182H227ZM237 183V182H236ZM70 184V186L72 187V185ZM86 184V185H85ZM100 184V185H101ZM114 184V183H113ZM153 184H156V183H153ZM185 184V183H184ZM184 184H179V187H181L182 185H184ZM186 184H189V183H186ZM195 185H196V183H194ZM206 184V183H205ZM215 184V183H214ZM240 183H237V185H239ZM243 184V183H242ZM76 185V186H77ZM94 185H95V183H94ZM115 185V184H114ZM143 185V184H142ZM195 185H193V186H195ZM199 185H201V184H199ZM210 185H211V183H210ZM209 185V186H210ZM8 186V187H7ZM69 186V187H70ZM87 186V187H86ZM98 186V185H97ZM96 185L94 186V187H96V189L95 188H93V187H91V188H93L92 190H94L95 192H97V189H100L101 187H97ZM116 186H118V185H116ZM118 186V187H119ZM145 186V185H144ZM156 186H157V184H156ZM162 186V185H161ZM176 186V185H175ZM203 186V185H202ZM208 185H206V187H209ZM212 186L214 187V185L212 184ZM242 186V185H241ZM78 187V186H77ZM109 187V186H108ZM111 187H113V185H111ZM115 187V186H114ZM119 187V188H120ZM147 187V186H146ZM158 187V186H157ZM156 187V188H157ZM172 189H173V187L172 186H170ZM179 187H176L177 189L176 190H178V188ZM201 187V186H200ZM220 187V186H219ZM76 188V187H75ZM75 188H73L74 190H75ZM79 188L77 189L78 190V192L80 191L79 190ZM106 188H107V186H106ZM110 188V187H109ZM119 188L117 189V190H115L116 192L118 191L119 192ZM145 188V187H144ZM148 188H149V190L151 191L152 189V187L150 188L149 186H148ZM202 188V187H201ZM221 188H223V187H221ZM4 189V190H3ZM126 189V188H125ZM161 189H162V187H161ZM170 189V188H169ZM215 189V188H214ZM218 189V188H217ZM68 190V189H67ZM67 190L65 189V191H63V194H62V201L64 200L63 198H66L65 196L69 193L70 195H71V193H73V194H75L76 192H77V190H75V192L72 190V192L70 193V190H69V192L67 193ZM106 190H108V189H106ZM110 191V193H111V195H110V197H109V202H107V203H109V204H113V202H111L112 200V197H113V195H114V193L113 192H115V191ZM121 190H124V189H121ZM127 190H128V188H127ZM126 190V191H127ZM158 190H160V188H158ZM157 190V191H158ZM174 190H175V188H174ZM174 190H172L173 191V193H175L174 192ZM212 190V189H211ZM223 190V189H222ZM90 191V190H89ZM108 191V192H109ZM129 192H130V190H128ZM143 191H145V189L143 190ZM152 191H154V188H153V190ZM179 191V190H178ZM217 191V190H216ZM224 191V190H223ZM230 191V190H229ZM91 192H93V191H91ZM91 192H89L90 194H91ZM102 191H99L98 192V194H100V195H102V193H101ZM107 192V191H106ZM107 192V193H108ZM115 192V193H116ZM117 192V193H118ZM120 192H122V191H120ZM120 192H119V194H120ZM146 192H148V190L146 191ZM232 192V191H231ZM246 192V191H245ZM82 193H80L82 196H83V194ZM86 193V194H87ZM94 193V192H93ZM93 193L91 194V195H93ZM104 193V192H103ZM112 193H113V195H112ZM128 193V192H127ZM152 193V192H151ZM172 193V192H171ZM9 194V195H8ZM72 194V195H73ZM76 194H78V193H76ZM90 194H88V197H89V195ZM109 194V193H108ZM123 194H124V191H123ZM125 194H126V192H125ZM142 194L144 195L145 194V192H142ZM155 194V193H154ZM154 194H152V195H154ZM159 195V192L158 193H156L155 195L156 196H158ZM178 194H180L179 192H178ZM195 194V193H194ZM208 194V193H207ZM2 195V194H1ZM4 195V194H3ZM71 195V196H72ZM80 195V196H81ZM94 195H97V193H94ZM115 195H117V194H115ZM114 195V197L118 200L119 198H121V197H117V196H115ZM127 195V194H126ZM141 195L143 198L146 196V195ZM171 195H173V197H174V194H171ZM170 195V196H171ZM206 195V194H205ZM209 195V194H208ZM74 196V195H73ZM85 196V195H84ZM139 196V195H138ZM151 196V194L149 195V197ZM180 196V195H179ZM261 196H264V189H263V191H262V194H261ZM1 197H3V196H0V200H1ZM75 197V196H74ZM73 197V198H74ZM128 197H129V195H128ZM147 197V196H146ZM182 197V196H181ZM241 197V196H240ZM243 197V196H242ZM59 198H60V196H59ZM90 198V197H89ZM114 198V199H115ZM151 198L152 197H150V200H151ZM153 198H154V196H153ZM159 198H160V196H159ZM177 198V197H176ZM184 198V197H183ZM101 199H102V197H101ZM114 199H113V201H114ZM131 199V198H130ZM139 199V198H138ZM138 199H137V201H138ZM166 199V198H165ZM208 199V198H207ZM263 199H264V197H263ZM66 200V199H65ZM64 200V201H65ZM69 199H67L66 201H68ZM111 200V201H110ZM132 200V199H131ZM146 200V199H145ZM149 200V199H148ZM153 200V199H152ZM210 200V199H209ZM99 201H100V199H99ZM98 201V202H99ZM120 201L122 202V199H120L119 200V202H118V204L120 203ZM127 201V200H126ZM137 201H136V203H137ZM214 201V200H213ZM1 202V201H0ZM1 202V203H2ZM6 202V203H7ZM70 202V201H69ZM116 202V203H117ZM139 202V201H138ZM141 202H143V200L141 201ZM149 202V201H148ZM151 202H153V201H151ZM166 202V201H165ZM169 202V201H168ZM190 202V201H189ZM252 202H253V200H252ZM259 202V201H258ZM262 202V201H261ZM1 203H0V206H1ZM5 203V202H4ZM4 203H2L3 205H4ZM6 203H5V205H6ZM46 203V204H47ZM74 203H76L75 201H74ZM106 203V202H105ZM116 203H114L115 204V207H116ZM132 202H129L128 203V205H126V206H129L130 204H131ZM156 203V202H155ZM176 203V202H175ZM245 203V202H244ZM260 203V202H259ZM56 204V203H55ZM70 204V203H69ZM111 204V207L112 208H114L113 207V205ZM123 204V203H122ZM125 204H127V203H125ZM212 204V203H211ZM256 204V203H255ZM258 204V203H257ZM2 205V206H3ZM88 205V204H87ZM119 205H121V204H119ZM162 205V204H161ZM2 206H1V208H2ZM8 206V205H7ZM49 206V205H48ZM62 206H64V205H62ZM82 206V205H81ZM103 206H106V204H104ZM110 206V205H109ZM109 206H108V208H109ZM148 206V205H147ZM158 206H159V204H158ZM179 206V205H178ZM213 207H214V205H212ZM3 207H6V206H3ZM54 208H55V206H53ZM53 207L51 206V210H54L53 209ZM59 207H61V205L59 204ZM65 207V206H64ZM66 207H67V205H66ZM63 208V207H61V208H63V209H69L68 207L67 208ZM89 207V206H88ZM110 207V208H111ZM119 206H117V208H118ZM160 207V206H159ZM0 208V209H1ZM49 208V207H48ZM109 208V210L108 211H110L111 209ZM128 208V207H127ZM137 208V207H136ZM162 207H160V209H161ZM58 209H60V208H58ZM74 209V208H73ZM81 209V208H80ZM84 210L86 209V208H83ZM166 209V208H165ZM2 210V209H1ZM8 210V209H7ZM46 210H48L47 209V207H46ZM70 210V209H69ZM90 209L88 208V209H86V211H89ZM92 210V209H91ZM90 210V211H91ZM101 210V208L99 209V211ZM103 210V209H102ZM114 210H116V208H114ZM118 210H119V208H118ZM127 210V209H126ZM161 210H163V209H161ZM174 210H176V209H173V211ZM211 209H209V211H210ZM21 211V213L20 212H18V213H20V214H25L24 212H22ZM73 210H70V214H72L73 212H72ZM81 211V210H80ZM83 211V210H82ZM98 211V210H97ZM106 211V210H105ZM117 211V210H116ZM233 211L235 212V213H233L234 215L237 213V211H235L234 209H233ZM2 212V211H1ZM4 212H5V209H4ZM3 212V214H5ZM6 212H8L9 213V211H6ZM54 212V211H53ZM69 212V211H68ZM72 212V213H71ZM76 212V214H77V211H75ZM75 212L73 213V214H75ZM126 212V211H125ZM208 212V211H207ZM11 214H12V212H10ZM35 213V212H34ZM102 213V212H101ZM100 213V214H101ZM116 213V212H115ZM122 213V212H121ZM126 213H128V212H126ZM193 213V212H192ZM2 214V213H1ZM2 214V215H3ZM14 214V213H13ZM19 214V215H20ZM21 215V216H24V215ZM25 214V215H26ZM33 214V213H32ZM41 214V213H40ZM175 214H177V213H175ZM232 214V215H233ZM9 215V214H8ZM29 215H31V214H29ZM35 215V214H34ZM43 215V214H42ZM44 215H45V213H44ZM40 216L41 218H46L48 215L46 214L45 216ZM50 215V214H49ZM69 215V214H68ZM67 215V216H68ZM78 215V214H77ZM101 215H103V213L101 214ZM114 215H116V214H114ZM127 215V214H126ZM132 214H130L129 216H131ZM219 215V214H218ZM5 216H7V215H5ZM10 216V215H9ZM32 216V215H31ZM36 216V215H35ZM57 216V215H56ZM65 216H66V214H65ZM112 216V218H115V217H113V214L111 215ZM122 216V215H121ZM195 216V215H194ZM1 217H3V216H1ZM1 217H0V219H1ZM77 217V216H76ZM215 217V216H214ZM7 218V217H6ZM59 218V217H58ZM57 218V219H58ZM97 218V217H96ZM95 218V221L97 220ZM102 218V217H101ZM105 218V217H104ZM117 218V217H116ZM115 218V219H116ZM122 218H123V216H122ZM130 219H131V217H129ZM148 218V217H147ZM220 218V217H219ZM47 219V218H46ZM206 219V218H205ZM230 219V218H229ZM5 220V219H4ZM4 220H3V223H5L6 224V222H4ZM8 219H6V221H7ZM100 220V218H98V221ZM104 220V219H103ZM225 220V219H224ZM58 221H60V220H58ZM97 221V222H98ZM122 221V220H121ZM215 221H217V220H215ZM10 222H12V221H10ZM14 222V221H13ZM23 222V221H22ZM29 222V221H28ZM100 222H102L101 220H100ZM124 222H125V220H124ZM149 222V221H148ZM220 222L221 223H224V222H222L221 220H220ZM2 221H0V227L2 228V229H4L3 227H2ZM9 223V222H8ZM102 223H104V222H102ZM134 223V220L132 221V224ZM186 223H188V222H186ZM225 223H226V221H225ZM96 224V223H95ZM97 224H99V223H97ZM96 224V225H97ZM7 225V224H6ZM101 225V224H100ZM125 225H127V227H128V223L126 224V222L124 223V225L122 226V228L125 226ZM164 225V224H163ZM179 225V224H178ZM183 225V224H182ZM181 225V226H182ZM184 225H186V224H184ZM183 225V226H184ZM231 225V224H230ZM230 225H227V226H229L230 227ZM3 226H4V224H3ZM11 226H12V224H11ZM11 226H9V228H13V227H11ZM129 226H131V225H129ZM136 226V225H135ZM174 226H175V224H174ZM180 226V225H179ZM179 226H177L178 228H179ZM190 226V225H189ZM194 226H195V224H194ZM218 226V225H217ZM7 227V226H6ZM15 227V226H14ZM18 227H19V225H18ZM98 227H99V225H98ZM126 227V228H127ZM186 227V226H185ZM20 228V227H19ZM60 228V227H59ZM125 227H124V229H126ZM135 228H137V227H135ZM141 228H142V230H141ZM141 228L139 227V228H137V229H139L138 231H137V229H135L138 233H137V235H138V237L139 238H137V240L135 241V239H134V243H137V246L136 247H134V244H131V242H130V240L132 239V238H130V240L129 239H127V240H129V241H127V242H130V244H129V246H131V247H129V248H132V250L130 249H128L127 247V249L131 252V251H133L134 249V251L136 252H132V253H130V252H126V253H129L131 256H132V254L134 255V257H135V254H136V258H132L131 256L129 257V258H127V256L125 255V257H126V259L127 260H131V261H133L132 263H137V264H152V263H154V264H157V263H162V264H166V263H164V262H169V263H171V262H174V260L176 259V258H180V256H183V251L184 250H186V247H187V245L191 242V238L189 237V236H180V235H176V237H174V236H172V235H170V234H168V232L166 233L165 231V233H163L162 231V233H159L158 231H150L151 229H149L148 227H146L145 225H143V226H141ZM196 228V227H195ZM226 228H228V227H226ZM25 229V228H24ZM23 229V230H24ZM123 229V230H124ZM180 229H182V227L180 228ZM189 229V228H188ZM1 230V229H0ZM10 230V229H9ZM22 230V229H21ZM46 230V229H45ZM58 230H60V229H58ZM114 230V229H113ZM126 230H129V227H128V229H126ZM125 230V231H126ZM131 230H133L134 231V233L133 232H130ZM135 230L134 229H130V233H131V235H129L130 233L129 232H127V236L129 237V236H131L132 237V234H134L135 235ZM183 230H184V228H183ZM182 230V231H183ZM190 230V229H189ZM204 230V229H203ZM5 232H7V230H4ZM15 231V230H14ZM20 231V230H19ZM185 231V230H184ZM187 231V230H186ZM195 231H196V229H195ZM11 233H12V230L10 231ZM24 232V231H23ZM59 232V231H58ZM121 233V231H118V233ZM193 232H194V230H193ZM1 233V232H0ZM15 233V232H14ZM119 233V234H120ZM124 233H126V232H124ZM124 233H121L120 235H124ZM178 233V232H177ZM115 234H117L116 232H115ZM150 234V235H149ZM185 234V233H184ZM192 234V233H191ZM197 234V233H196ZM207 234V233H206ZM1 235V234H0ZM3 235V234H2ZM136 235V236H137ZM205 235V234H204ZM5 236H6V233H5ZM8 236H10L9 234H8ZM22 236V235H21ZM114 236V235H113ZM118 236V235H117ZM127 236H126V238H127ZM193 236H195V232H194V235ZM199 236V235H198ZM1 237V236H0ZM7 237V236H6ZM59 237V236H58ZM95 237V236H94ZM123 237V236H122ZM195 237H197V236H195ZM202 237V236H201ZM200 237V238H201ZM10 238V237H9ZM8 238V239H9ZM16 238V237H15ZM98 238V237H97ZM124 238H125V235H124ZM124 238H121V236H120V239L119 240H121V239H124ZM134 238H136L135 236H134ZM194 238V237H193ZM198 238V237H197ZM60 239V238H59ZM73 239V238H72ZM98 240V239H97ZM109 240V239H108ZM119 240L118 241H113L114 243H116V242H118L119 243ZM133 240V239H132ZM5 240H3V242H4ZM7 241V240H6ZM6 241L4 242V243H6ZM20 241V240H19ZM121 241H123V240H121ZM179 241H181V243H178ZM11 242V241H10ZM108 242V241H107ZM111 242V241H110ZM133 242V241H132ZM7 243H9V242H7ZM26 243V242H25ZM118 243H117V245H118ZM197 243V242H196ZM10 244V243H9ZM22 244V243H21ZM112 244L113 243H111V246L110 247H114V246H112ZM95 245V244H94ZM102 245H103V243H102ZM107 245V244H106ZM105 245V246H106ZM115 245V244H114ZM121 245V244H120ZM136 245V244H135ZM0 246H2V244L0 243ZM60 246V245H59ZM68 246V245H67ZM83 246V245H82ZM85 246V245H84ZM108 246V245H107ZM124 246H128V244L126 245V244H124ZM7 247V245L5 246V248ZM72 247V246H71ZM100 247V246H99ZM103 247V246H102ZM119 247V246H118ZM121 247V246H120ZM119 247V248H120ZM122 247H123V245H122ZM122 247H121V249H122ZM3 248H4V245H3ZM8 248V247H7ZM59 248V247H58ZM65 248V247H64ZM63 248V249H64ZM75 248V247H74ZM73 248V249H74ZM124 249V250H127V249ZM134 248V249H133ZM10 249H12L11 247H10ZM10 249H8V250H10ZM69 249V248H68ZM81 249V248H80ZM103 249V248H102ZM119 250L118 252H119V254H120V252L122 251V250ZM137 249V250H136ZM3 250V249H2ZM5 250V249H4ZM4 250H3V252H4ZM61 250V254H64V253H62V249H60ZM83 250V249H82ZM11 251V250H10ZM10 251H8V252H10ZM14 251V250H13ZM66 251V250H65ZM6 253H7V251H5ZM58 252V253H59ZM74 252V251H73ZM79 252V251H78ZM101 252H103V251H101ZM115 253V251H111V253H108L109 255H111V256H113L112 255V253ZM117 252V253H118ZM2 253V252H1ZM68 253H71V252H69L68 251ZM76 253V252H75ZM86 253V252H85ZM114 254L115 256L116 255H119V254ZM122 253V252H121ZM123 253H125V251H123ZM182 253V254H181ZM4 254V253H3ZM24 254V253H23ZM60 254V255H61ZM84 254V253H83ZM96 254H100V253H97L96 252ZM103 254V257H105L104 256V253H102ZM185 254H187V253H185ZM6 255H8V253L7 254H5L4 256H6ZM13 254H11V256H12ZM66 255L68 256V254L66 253ZM192 254H190V256H191ZM65 256V255H64ZM73 256H76V254L75 255H73ZM97 256V255H96ZM100 256H101V254H100ZM110 256V257H111ZM186 256V255H185ZM185 256H183V257H185ZM12 257H14V256H12ZM19 257V256H18ZM66 257V256H65ZM70 257H71V255H70ZM109 257V258H110ZM117 257V256H116ZM119 257V256H118ZM121 257V256H120ZM8 258V257H7ZM25 258V257H24ZM24 258H22L23 260H24ZM62 258V257H61ZM98 258V257H97ZM96 258V259H97ZM112 258V257H111ZM114 258V257H113ZM178 258V259H179ZM189 257H185V259H188ZM16 259V258H15ZM101 259V258H100ZM122 259H123V257H122ZM125 259V260H126ZM134 259V260H133ZM184 259V260H185ZM10 260V259H9ZM20 260H21V258H20ZM23 260H21V262H23ZM97 260H99V259H97ZM136 260V262H134ZM101 261V260H100ZM11 262H12V259H11ZM26 261H24V263H25ZM105 262V261H104ZM108 263H109V261H107ZM111 262V261H110ZM119 262H121L120 260H119ZM128 262V261H127ZM14 263V262H13ZM27 263V262H26ZM129 263H130V261H129ZM131 263V264H132ZM18 264H19V262H18ZM22 264V263H21ZM28 264V263H27ZM32 264V263H31ZM106 264V263H105ZM119 264V263H118Z\"/></svg>",
	"mask_w": 264,
	"mask_h": 264
},
{
	"label": "crops",
	"instance_id": "obj_3",
	"mask_svg": "<svg viewBox=\"0 0 264 264\" xmlns=\"http://www.w3.org/2000/svg\"><path fill=\"white\" fill-rule=\"evenodd\" d=\"M263 197H252L230 227L217 228L219 236L204 241L202 251L182 264H264ZM234 210L238 211L237 206Z\"/></svg>",
	"mask_w": 264,
	"mask_h": 264
}]
</instances>
